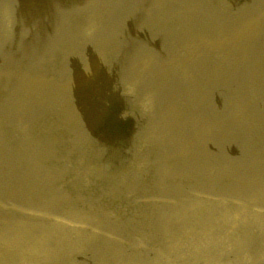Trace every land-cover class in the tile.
Segmentation results:
<instances>
[{
	"label": "rangeland",
	"instance_id": "obj_1",
	"mask_svg": "<svg viewBox=\"0 0 264 264\" xmlns=\"http://www.w3.org/2000/svg\"><path fill=\"white\" fill-rule=\"evenodd\" d=\"M23 1H25V2H23ZM27 1H29L30 3ZM27 1L26 0H0V89H1L0 90V100H1L0 101V142H1L0 143V149L2 150V151L0 150V180H1L0 181V224H1L0 231H2V232H0V264L1 263L2 264H4V263L5 264H16V263L17 264H27V263L28 264H40V263H42V264H60V263L61 264H87L88 262H89L88 264H91V263L92 264H97V263L98 264H111V263L114 264L113 263L114 261H115V264H132V263L138 264L139 262H140V264H145V263H147V264H152V263L153 264H157V263L163 264L162 261L167 256H169V257H167L168 259H172L173 261H182L183 264H188L187 261H188L189 257L194 258V259H192V263H194V264H207V263L208 264H211V263L222 264V261H223V264H225V263L231 264L233 262H235L234 264H238V262H239V264H242V262L243 263L249 262V264H252V262L254 264H260V262H264V260H263L264 259V235H263L264 234V224H263L264 223L263 222L264 221V217H263L264 216V197L262 196V195H264L263 194L264 193V63H263L264 62V23H263L264 22V14H262V13H264V0H244L245 2L247 1V4L243 0H240V1H238V0H212V1L211 0H196V1L195 0H189V2H188V0H184V2L182 3L183 6L179 4L180 0H149V1L148 0L147 1L146 0H140L142 3H140L139 0L138 1L137 0H133V1L132 0H128V1L127 0H122V1L121 0H114V1L113 0H107V1L103 0L104 3L101 0H95L96 2L93 0L92 1H90V0H63L62 2H61V0H54V1L53 0H38L39 2L37 0L36 1L32 0V2H31V0H27ZM215 1H216V3H215ZM226 1L229 3L227 4ZM241 1L244 3V5ZM16 2L18 4H16ZM50 2H52V3H50ZM106 2L110 6L109 5H107L108 7L105 6ZM114 2H116V3H114ZM117 2H119V3H117ZM120 2H121V5H120ZM131 2H132V4H131ZM133 2H134V4H133ZM195 2H196V5H195ZM213 2H214V4H213L214 6L212 5ZM102 3L104 6L102 5ZM124 3H125V5H124ZM52 4H53V6H52ZM111 4H113V5H111ZM151 4H153V5L151 6ZM186 4H187V6H186ZM193 4H194V6H193ZM199 4L202 6H198ZM221 4H224V5H221ZM253 4L255 6H253ZM19 5H20V9L17 8ZM47 5H49V7ZM208 5H209V7H208ZM216 5H217V7H216ZM236 5L239 8L241 7L240 10L238 9V7ZM250 5H252V6H250ZM21 6H24V7H21ZM25 6L27 8H25ZM44 6H45V8H44ZM190 6H193V7H190ZM33 7H34V9H33ZM46 7L49 8L50 10L51 9H53V10L50 11ZM104 7H105V9H104ZM198 7H199V9L197 10ZM21 8H23V9H21ZM37 8H38V10H37ZM120 8H122V9H120ZM124 8H127V9H125L126 11L124 10ZM129 8H131V9H129ZM202 8H203V10H202ZM208 8L210 11L208 10ZM230 8H232V9H230ZM248 8L251 10H253V8H254V11L251 12V10H249ZM257 8L259 10H257ZM17 9H18V11H16ZM152 9H153V11H152ZM204 9H205V11H204ZM236 9H238V11ZM44 10H45V12H44ZM133 10H134V12H133ZM244 10H246V11H244ZM122 11H124V12H122ZM202 11H204L208 14H206ZM239 11H241L240 14H239ZM248 11H250L251 14L248 13ZM118 12H119V14H118ZM121 12L124 15H122ZM192 12H193V14H192ZM143 13H145V14H143ZM147 13H148V15H147ZM152 13H154V14H152ZM210 13H212V14L210 15ZM234 13H237V15H235ZM247 13H248V17H247ZM257 13H258V15H256ZM14 14L16 16L19 15L21 17H19V16L16 17ZM130 14L133 17H130L131 16ZM149 14H152V15H149ZM183 14H184V17H183ZM232 14H234L235 17ZM39 15L41 18L39 17ZM99 15H100V17H99ZM125 15H126V17H125ZM195 15H199V16H195ZM224 15H228V16L226 17ZM127 16H128V18H127ZM200 16H201V18H200ZM256 16H258V17H256ZM115 17H117V18H115ZM122 17H123V19H122ZM135 17H137V18H135ZM148 17L151 19L149 20ZM213 17L214 18L216 17L217 21ZM233 17L235 18V20L232 19ZM239 17H241L242 21L240 20ZM251 17H254V18H251ZM108 18H111L110 22H109ZM139 18H141V19H139ZM143 18H144V20H143ZM180 18H181V20H180ZM193 18H194V20H193ZM212 18H213V20H212ZM228 18H230V20ZM44 19H45V21H44ZM115 19H116V21H115ZM172 19H174L173 21L175 23L173 21H171ZM202 19L204 22L202 21ZM218 19H220V20H218ZM224 19H226V21ZM96 20H98V21H96ZM104 20H105L104 25H101V24H103L102 21H104ZM111 20H112V22H111ZM249 20L255 21L253 26L250 25ZM24 21H26V22L24 23ZM94 21L96 22V24ZM118 21H119L120 25H119ZM178 21L181 22V24ZM219 21H221V22H219ZM227 21H230L233 24L230 22L227 23ZM234 21H237L238 23H236ZM247 21H248V23L247 24L245 23L246 25L249 24L248 29H246L247 32H245L243 29V31L241 33H235L236 28L240 29V27L242 26V23L247 22ZM147 22H149V23H147ZM154 22L156 25L155 26V32L158 35H156L154 32V26H153ZM158 22L159 23L161 22V24L158 25ZM166 22H167V24H166ZM176 22H177V24H176ZM217 22L220 23V26H219V23H217ZM239 22H241V23H239ZM141 23H142V25H141ZM173 23H174V28H173ZM211 23H213V24H211ZM229 23L231 25L228 26ZM129 24H131L132 28L130 27ZM150 24L152 25V27ZM170 24L172 25V27ZM204 24H207V25L204 26ZM209 24H210V26H209ZM113 25H115L116 27ZM146 25L149 26V28ZM167 25L168 26L170 25V26L168 27ZM192 25H193V29H192ZM196 25H198V26L196 27ZM224 25H226V26H224ZM22 26L23 27L25 26V27L23 28ZM143 26L144 27L146 26L145 28H148V29L145 30L143 28ZM162 26H164V27H162ZM199 26H202V28ZM119 27H121L122 29L120 30ZM123 27H124V29H123ZM223 27H225V29ZM42 28H44V29H42ZM45 28H46L47 32L45 31ZM117 28H119V30H117ZM160 28H161V30H160ZM162 28L166 30V33L164 32L165 30L162 31L163 30ZM189 28H191L192 30ZM216 28H218V29H216ZM47 29H49V30H47ZM125 29H127V31ZM128 29H129V31H128ZM143 29L145 32L143 31ZM149 29H153V31L149 30ZM175 29H176V31H175ZM201 29H203L204 31H202ZM209 29H210V31H209ZM232 29H234V30H232ZM104 30L106 31V33L108 31V33H107L108 35L106 33H103V32H105ZM140 30H141V32H140ZM34 31H35V33H34ZM97 31H100L99 32L100 35L98 34ZM101 31H102V33H101ZM125 31L127 32V34L125 33ZM142 31H143V33H142ZM199 31H201V33ZM206 31H207V34H206ZM219 31L223 32L222 36L225 35V33L226 34L228 33V34L224 39H222L221 43L217 44V42H216L217 36L216 35L218 34ZM40 32L42 35L40 34ZM43 32H44V34H43ZM130 32H131V34H130ZM147 32H148V34L152 33V35L150 34L151 36L148 35L146 37ZM69 33L71 36L69 35ZM194 33H196V35ZM249 33H251V34H249ZM51 34H54L53 36H55V37H53ZM102 34H104V35H102ZM138 34L140 36H137ZM175 34H178V35H175ZM202 34H204V35H202ZM44 35H45V37L47 35V37L45 39H44ZM60 35H62V37H60ZM81 35H83V36L81 37ZM97 35L99 38H96ZM111 35H113V36H111ZM115 35L119 36V38L116 39ZM141 35H143V36H141ZM173 35H174V37H176V36L177 37L174 38ZM183 35H185V36H183ZM229 35L232 38H230ZM29 36H31V37H29ZM56 36L57 37L59 36V37L57 38ZM67 36H69V37H67ZM120 36L123 38H121ZM128 36H129V39H128ZM162 36H163V39L161 38ZM105 37L106 38L108 37V38L106 39ZM124 37H125V40H123ZM130 37H131V41H130ZM148 37H150V40ZM170 37H171V39H170ZM189 37H190V39H189ZM100 38L102 39L101 41H100ZM135 38H137L136 41H135ZM182 38L184 39V41ZM49 39H50V41H49ZM82 39H83V41H82ZM104 39H106V40H104ZM108 39L110 40L109 42H108ZM141 39L142 40L145 39V40L142 41ZM193 39H195V40H193ZM238 39H239V41H238ZM92 40H93V43L90 42ZM94 40H97V41L95 42ZM146 40H148L150 44H148L147 43L148 41H146ZM156 40L158 41V43ZM241 40H243V41H241ZM48 41H49V43H48ZM52 41H54V42H52ZM70 41H71V43H70ZM74 41L75 42L77 41V42L74 43ZM80 41H82V42H80ZM84 41H86V42L89 41V42H87L88 45L86 43H84ZM102 41L105 44H103ZM116 41H117V43H116ZM134 42H136L135 45H134ZM164 42H166V43H164ZM169 42H171V43H169ZM172 42H173V44H172ZM212 42H213V44H212ZM231 42H232V44H231ZM39 43H41V44H39ZM50 43H52V46ZM56 43L60 44V45L57 46ZM77 43L80 44L81 48ZM118 43H119V45L122 43L121 46H119ZM174 43H176V45H178L177 47L179 50L177 49V47H175L176 45ZM201 43H202V45H201ZM49 44L51 46V49L49 48ZM55 44H56V46L53 47V45H55ZM62 44H64V45H62ZM72 44L73 45L75 44L77 48H74V46L71 47ZM108 44H109V46H108ZM136 44L142 45V46H138L139 50L137 49L138 47L136 48ZM154 44H155V46H154ZM160 44H161V46H160ZM38 45H40L41 48H39ZM65 45L66 46L70 45V46H68L69 48L68 47L66 48ZM92 45H97V46L95 47ZM129 45H130V47H129ZM144 45L145 46L147 45V46L145 47ZM165 45H166V47H165ZM116 46H118V47H116ZM167 46L169 48H167ZM83 47H85V49H83ZM98 47H100V48L98 49ZM153 47H155V48H153ZM52 48H53V50H52ZM63 48H65V49H63ZM128 48H131V49H128ZM143 48L148 49L150 54L146 49H145L146 50L145 51ZM194 48H195V50H194ZM27 49L34 52V54L32 52L28 51ZM81 49H83V51H81ZM185 49H186V51H185ZM191 49H192V51H191ZM37 50H39V51H37ZM56 50H58V51H56ZM88 50H90V51H88ZM114 50H116V51H114ZM119 50H122V54H121V51H119ZM129 50H132V51H129ZM152 50H154V51L156 50V52L159 50L160 51L158 53H155ZM164 50H165V52H164ZM176 50H178V51H176ZM233 50L234 51L236 50V51L234 52ZM16 51H17V53H16ZM53 51H54V53L56 51V53H55L57 55L56 57H55V54L53 53ZM59 51L60 52L62 51V52L60 53ZM103 51H106V52H103ZM141 51H143L145 53H143ZM151 51L154 52L156 55L154 53L152 54ZM223 51H225V52H223ZM25 52H27V53L25 54ZM42 52H43V54H42ZM65 52H66V54H64ZM85 52L86 53L88 52V53L86 54ZM89 52H90V54H89ZM119 52H120V54H119ZM129 52H130V55L128 56L127 54ZM135 52H136V55H138V56L134 55ZM139 52H141V53H139ZM162 52H164L165 55H163L164 53H162ZM175 52H177V53H175ZM182 52H184V53H182ZM197 52H198V54H197ZM244 52H246V53H244ZM29 53H31V54H29ZM58 53L61 54V57H59L60 55ZM82 53H84V54H82ZM115 53H116V55H115ZM166 53H168V54H166ZM16 54H17V56H15ZM49 54H50V56L52 55L51 58H50ZM75 54H77V55H75ZM110 54L112 56H114V58ZM123 54H125V55H123ZM201 54H202V56H201ZM224 54H225V56H224ZM26 55L28 56V58ZM39 55H40V57H39ZM62 55H64L67 58L64 59L65 57ZM82 55L84 57H82ZM119 55H120V57H119ZM195 55H196V57H195ZM14 56L16 58H14ZM70 56H72V57L70 58ZM74 56H76V57H74ZM130 56H132L131 60L130 59L128 60V58ZM165 56H167V58ZM220 56H221V58H220ZM227 56H228V58H227ZM35 57H36V59H35ZM57 57H59V58H57ZM110 57L113 59H111ZM115 57H117V58H115ZM126 57H128V58H126ZM161 57H163V59ZM33 58L35 59L34 61H33ZM139 58H141V60ZM174 58H176V59H174ZM261 58H262V60H261ZM1 59L4 61H2ZM46 59H48V60H46ZM56 59L59 62H57ZM60 59H61V61H60ZM71 59H73V60L75 59L74 62ZM86 59H88V60H86ZM120 59H121V61H120ZM124 59L126 60V62ZM133 59H134V61L132 63ZM159 59H160V62H156V61H159ZM209 59H211L212 61ZM218 59H220V60H218ZM19 60H20V62L21 61H23V62L20 63ZM62 60H64V61H62ZM165 60H167V61H165ZM196 60H198V61H196ZM222 60H223V62H222ZM15 61H18V63ZM51 61H53V62H51ZM218 61H221V62H218ZM226 61L227 62L230 61V62L227 63ZM245 61L247 63H245ZM45 62H46V64H44ZM49 63H51V65ZM69 63L70 64L72 63V64L70 65ZM107 63L109 65H107ZM114 63H116L117 65ZM214 63H215V65H214ZM241 63H243L244 65ZM54 64L57 66H59V65L60 66L56 67ZM73 64H74V66H73ZM104 64H105V66H103ZM120 64H121V66H120ZM218 64H220V66ZM1 65H4V66H1ZM22 65H23V67H21ZM53 65H54V67H53ZM68 65H69V68H68ZM75 65L79 66V67L76 68ZM106 65L108 66V70L110 72L106 69L107 68ZM122 65H124V67H122ZM172 65L175 67H173ZM35 66H36V68H35ZM51 66L54 69H51ZM65 66H66V68H65ZM88 66L91 68H89ZM112 66L114 67V69ZM202 66H205L206 68L202 67ZM260 66H261V68H260ZM44 67H50V69L45 68V70H44ZM60 67H64V69H62ZM234 67H235V69H234ZM78 68H79V70H78ZM122 68L127 70V71L123 70ZM223 68H225V69H223ZM251 68H253L254 70L253 69L251 70ZM258 68H259V70H258ZM26 69H28V70H26ZM31 69H32V71H30ZM57 69L59 71H57ZM70 69H71V72L69 71ZM88 69H90V70H88ZM97 69H99V70H97ZM102 69H103V71L106 69L105 70L106 72H103ZM110 69H112V70H110ZM215 69H217V70L215 71ZM248 69H249V72H248ZM34 70H36V71H34ZM111 71H113V72H111ZM165 71H167V72H165ZM207 71H209V73ZM26 72H27V74H26ZM36 72H37V74H36ZM38 72H40V73H38ZM50 72H52V73H50ZM62 72L65 75L61 74ZM72 72L75 73L76 75L73 74ZM99 72H100V74H99ZM123 72H124V74H123ZM127 72H129V73H127ZM180 72H182V73L180 74ZM58 73H60L61 75ZM107 73H108V75H107ZM165 73H167V74H165ZM216 73H218V74H216ZM28 74H30V75H28ZM39 74L41 76L37 77V75H39ZM44 74H45V76H44ZM98 74L99 75L102 74V75L98 77ZM120 74H121V76H120ZM175 74H178V76ZM83 75H84V77H83ZM193 75H195V76H193ZM69 76L70 77L72 76L71 79ZM128 76L130 77V79H128L129 78ZM171 76H173V77H171ZM207 76H208V80H207ZM29 77H30V79H29ZM55 77H57V79ZM67 77H69V79H67ZM138 77H139V80H138ZM168 77H170V79H168ZM180 77H182V78H180ZM214 77L216 78L215 80H214ZM38 78H39V80H38ZM86 78H87V80H86ZM93 78H95V79L93 80ZM135 78H136V80H135ZM194 78H195V80H194ZM223 78H226V80H224ZM240 78H241V80H240ZM252 78H254V79H252ZM12 79H13V82H12ZM98 79H100V80H98ZM180 79H181V81H183V82L185 81V82L184 83L180 82ZM232 79H233V81H232ZM69 80H71V81H69ZM95 80L99 83L95 84L96 83ZM147 80L149 81L148 82L149 86L147 85ZM170 80H171V82H170ZM72 81H73V83H72ZM90 81H91V83H90ZM187 81H188V83H187ZM256 81H258L257 82L258 84L256 83ZM20 82H21V84H19ZM50 82H52V83H50ZM53 82L56 85H54ZM105 82H108V83L106 84ZM195 82L197 84L196 86H195ZM92 83H94V84L92 85ZM181 83H183V84H181ZM50 84H52V86ZM68 84H69V86H68ZM104 84H105V86H104ZM164 84H165V86H164ZM204 84H207V85L205 86ZM227 84H229V85H227ZM175 85H178V86H175ZM33 86H36L38 88L33 87ZM40 86H41V88H40ZM161 86H163V87H161ZM179 86H180V89H179ZM239 86H240V88H239ZM46 87H48V89H45ZM54 87H55V90H54ZM61 88H62V90H61ZM235 88L237 90H235ZM76 89H78V90H76ZM162 89H163V92H162ZM242 89H244V90H242ZM52 90L54 91L53 94H51ZM90 90H92V91H90ZM156 90H157V92H156ZM84 91L86 93H84ZM178 91H180V92L178 93ZM89 92H91V93L89 94ZM73 93H74V95H73ZM79 93H81L82 96ZM22 94H24V95H22ZM30 95H31V97H30ZM55 95L57 97H55ZM83 95H85V96L83 97ZM174 95L175 96L177 95V96L174 97ZM77 96H79V98ZM65 97H66V99H65ZM86 97H87V99H86ZM4 98L5 99L8 98V99L4 100ZM47 98H49V99H47ZM176 98H178V99H176ZM167 99H169V101ZM153 100L155 103L153 102ZM22 101H23V103H22ZM52 101L55 102V104H53V103L51 104ZM80 101H82V102H80ZM85 101H87V103ZM161 101H164V102H161ZM165 101H166V103H165ZM29 102H31V103H29ZM42 102H44V103H42ZM168 103H169V105H168ZM53 106H55V107L53 108ZM177 107H178V109H177ZM30 108H32V109L30 110ZM159 108L161 110H159ZM165 110H166V112H165ZM167 113H169V114H167ZM2 114H4V115H2ZM153 114H154V116H153ZM155 116H157L159 118H157ZM249 116H250V118H249ZM182 117H185V118H182ZM190 117H191V119H190ZM172 118H174V119H172ZM178 118H179V120H178ZM240 118L242 121L240 120ZM2 119H3V121H2ZM1 121H2V123H1ZM9 121H10V123H9ZM251 121H253V123ZM83 122H85V123H83ZM207 122H208V124H207ZM213 125L216 126V128ZM89 126H91V127L94 126L93 128H91L92 129L91 135L88 134ZM248 127H250V128H248ZM166 128L169 130H167ZM171 129H173V131ZM205 129H206V131H205ZM247 129H249V130L247 131ZM164 131L166 132L165 134H164ZM227 131H228V133H227ZM84 132H86V133H84ZM105 132H107V133H105ZM233 132H234V134H233ZM176 133H178V134L175 135ZM243 133H245V134H243ZM82 134L83 135L85 134V135L83 136ZM172 135H174V136H172ZM204 135L206 136V138ZM174 137H176V138H174ZM226 137L229 140H227ZM223 138H224V140H223ZM1 140H3V141H1ZM207 146H209V147H207ZM198 148H200V149H198ZM95 149H96V152L94 151ZM111 149H113V151H111ZM177 152H178V155H177ZM38 154H40V157ZM41 154H42V156H41ZM92 154H94V156L91 157ZM168 154H170V155H168ZM196 154H198V155H196ZM97 155H99V156H97ZM93 157H94V159L98 158V160L97 159L93 160ZM199 157L202 159H200ZM11 161H12V163H11ZM178 161H180V162H178ZM42 162L43 163L45 162V164L43 165ZM53 162H54V165H53ZM90 162H92V163H90ZM204 162H206V163H204ZM85 163L87 165H85ZM93 164L96 166H94ZM97 164H100L101 166L97 165ZM188 164H190V165H188ZM176 165H177V167H176ZM210 165H211V167H210ZM218 166H220V167H218ZM94 167H95V169H94ZM237 168H239V169H237ZM49 169H50V171H49ZM162 169H163V171H162ZM209 169H210V171H209ZM231 169H233V170H231ZM81 171H82V173H81ZM83 171H84V173H83ZM164 171H166V173ZM205 171H206V173H205ZM245 171H248V172H245ZM197 172L199 175L197 174ZM241 172L243 175L241 174ZM149 174L150 175L152 174L151 175L152 177L149 176ZM167 174H169V175H167ZM200 174L202 175V177ZM9 175H11L12 178ZM41 175H43V176H41ZM178 176H179V178H177ZM197 176H199V178H197ZM206 176H208V177H206ZM7 177H8V179H7ZM162 177H163V179H162ZM172 177H173V179H172ZM200 177H201V179H200ZM210 177H212V178H210ZM224 177H225V180H224ZM57 178H58V180H57ZM44 179H46V180H44ZM91 179H93V180H91ZM154 179H156V180H154ZM184 179H185V182H184ZM53 180H54V182H53ZM51 181H52V184H51ZM57 181H58V183H57ZM201 181L203 183H200ZM207 181H209V182H207ZM240 181H242V182H240ZM36 182H38V183H36ZM233 182H234V184H233ZM54 183H55V185H54ZM192 183H194V184H192ZM241 183H242V185H241ZM92 184H93V186H92ZM191 184H192V187H190ZM215 184H217L218 187ZM222 184H224V185H222ZM18 185H19V187H18ZM95 185H97V186L95 187ZM16 186H17V188H16ZM241 186H243V188ZM181 187H182V189H181ZM178 188H179V190H178ZM184 188H185V190H184ZM157 189H159V191ZM165 189H166V191H165ZM190 189L192 191H191V193L188 194L187 192H190ZM206 189H207V191H206ZM252 189H253L254 193H253V191H251ZM91 190H93V193ZM141 190H142V192H141ZM218 190H220V191H218ZM94 191H96V192L94 193ZM158 192H160V193L157 194ZM7 193H9V194H7ZM30 193H32V194L30 195ZM90 193L93 196L90 195ZM143 193H145V195ZM154 193L156 196L154 195ZM222 193L224 194V196ZM243 193H245V194H243ZM252 193L254 194L255 197L253 196ZM10 194H12V195H10ZM13 194H15V195H13ZM96 194H98V195L101 194V196L100 195L98 196ZM136 194H137V196H136ZM148 194L150 197L148 196ZM206 194H207V196H206ZM209 194H210V196H208ZM5 195H6V197H5ZM113 195H115V198L117 196V199H119L118 203H117V200L114 199L115 200L114 202H116V204L113 202V198H114ZM183 195H185V196H183ZM200 195H201V197H200ZM3 196H4V198H3ZM118 196H120V198H118ZM251 196H253V197H251ZM260 196H262L263 198ZM60 197H61V199H60ZM99 197H102L101 198L102 201ZM104 197H105V199H104ZM138 197H140V198H138ZM219 197H221V198H219ZM65 198H66V200H65ZM68 198H69V200H68ZM179 198H180V200H179ZM241 198H242V200H241ZM90 199H91V202H93L92 204H90ZM99 199H100V202L98 201ZM110 199H112V200H110ZM206 199H208V201ZM210 199L212 201H210ZM21 200H22V202H19ZM246 200H247V202H246ZM48 201H49V203H48ZM77 201H78V203H77ZM103 201H105V202H103ZM146 201L149 203L146 204ZM160 201H161V203H160ZM54 202H56V203H54ZM111 202H113V203H111ZM156 202L159 205L156 204ZM253 202L255 205L253 204ZM14 203H16V204H14ZM164 203L166 205H164ZM182 203H186V204H182ZM88 204H90L91 206ZM144 204H146L147 207ZM153 204H155V205H153ZM176 204L178 206L180 204V207H178ZM194 204H196V205H194ZM197 204H198V206H197ZM247 204L249 206H247ZM73 205H74V208H73ZM111 205H112L113 209L110 207ZM131 205L133 207L132 209L130 208ZM140 205H142V207ZM155 206H157L159 208H156ZM167 206H169L170 208ZM171 206H173V207H171ZM208 206H209V208H208ZM232 206H233V208H232ZM250 206H251V208H250ZM18 207H19V209H18ZM55 207L57 208V210H55L56 209ZM95 207H97L98 209H96ZM107 207H108V209H107ZM139 207L143 208V210L140 209ZM22 208H24V209H22ZM163 208L164 209L166 208L167 210L164 211ZM184 208H185V210H184ZM187 208H189V209H187ZM71 209H72V211H71ZM86 209H87V211H85ZM147 209H149V210L151 209V210L149 212H147L148 211ZM177 209L181 210L182 212L177 210ZM242 209H243V211H242ZM244 209H245V212H244ZM30 210H32V211H30ZM80 211H81V213H80ZM183 211H184V213H183ZM234 211H235V213H234ZM47 212H48V214H46ZM83 212H84V214H83ZM151 212H153V214H151ZM168 212H170V213L167 214ZM176 212H177V214H176ZM192 212L193 213L195 212V213L193 214ZM198 212H199V214H198ZM204 212H205V215H204L205 217L203 216ZM228 212H229V214H228ZM241 212L243 213V215ZM262 212H263V214H262ZM78 213H80V215ZM134 213H135V215H134ZM163 213H164V215H163ZM219 213H221V214H219ZM148 214L151 215L152 218ZM178 214H180V217ZM182 214H184L185 216ZM260 214H261V216H260ZM1 215H2V217H1ZM17 215H18V217H17ZM72 215H73V217H72ZM75 215H77V216H75ZM83 215H86V216H83ZM105 215H106V217H105ZM131 215H133V216H131ZM25 216H26V218H24ZM87 216L89 217V219ZM94 216L95 217L97 216L98 219H97V217L94 218ZM107 216H108V218H107ZM154 216H155V218H154ZM160 216H162V217H160ZM188 216H190V217H188ZM9 217H11V218H9ZM57 217H59V218H57ZM157 217L160 219V221ZM194 217H196V218H194ZM242 217H244L243 219L245 221H243ZM101 218L103 221L101 220ZM110 218H111V220H110ZM170 218H173V219H170ZM176 218H177V220H176ZM2 219H4V221ZM152 219H153V221H151ZM89 220H91V222H89ZM124 220H125V222H127V223H125V225L123 223ZM162 220H164V221H162ZM172 220H174L175 222ZM180 220H182V222H180ZM189 220H190V223H189ZM200 220H202V221H200ZM204 220H205V222H204ZM7 221H8V223H6ZM108 221L111 222V226H110V222H108ZM128 221H129V224L132 223L133 225L131 224L129 226ZM146 221H148V222H146ZM150 221H151V223H150ZM154 221L156 222V224ZM241 221L244 222V224ZM259 221H262V222H259ZM145 222L147 223V225H145L146 224ZM160 222H161V224H160ZM255 222L260 223V224H256ZM166 223H167V226H165ZM168 223H169V225H168ZM187 223H188V225H187ZM153 224H155V225L153 226ZM185 224H186V229H185ZM13 225L15 228L13 227ZM80 225H81V227H80ZM91 225H92V227H91ZM150 225H151V228H150ZM70 226H71V228H70ZM89 226L91 229L89 228ZM168 226H170V228ZM1 227H2V230H1ZM83 227H84V229H83ZM120 227H124V229L120 228ZM126 227L130 230H128ZM146 227H147V229H145ZM164 227H165V229H164ZM103 228H104V230H103ZM167 228H168V232H167ZM189 228H190V230H189ZM200 228H201V231H200ZM37 229H38V231H37ZM115 229H117V230L115 231ZM141 229H144V231ZM152 229H155V230H152ZM35 231H37V232H35ZM50 231H52V232H50ZM67 231H68V233H67ZM119 231L122 234V236H121V234L116 233ZM172 231H174V232H172ZM249 232H251V233H249ZM41 233H42V235H41ZM43 233H44V235H43ZM82 233H84V234H82ZM90 233L91 234L93 233V235H91ZM99 233H101V234H99ZM118 234L120 235V237ZM31 235H33V236H31ZM54 235H56V236H54ZM61 235H62V237H61ZM111 235H112V237H111ZM113 235H114V237H113ZM173 235H174V237H173ZM257 235H259V236H257ZM79 236L81 238L82 237L83 238L81 239ZM86 236H88V237H86ZM205 236H207V237H205ZM14 237H15V239H14ZM115 237L117 240L115 239ZM171 237H172V239H171ZM196 237L198 239H196ZM199 237H201V238H199ZM105 238L107 240H105ZM80 239H81V241H80ZM168 239H170V240L168 241ZM87 240H89V241H87ZM74 241H76V242H74ZM84 241L86 242V244L84 243ZM62 242L63 243L65 242L64 245ZM171 242H172V244H171ZM58 243H60V245ZM89 243H90V245H89ZM183 243H185V245H183ZM192 243H195V244H192ZM208 243H210V244L208 245ZM9 244H11V245H9ZM102 244H103V246H102ZM230 244H232V245H230ZM117 245L119 247H117ZM172 245H173V247H172ZM204 245H206V246H204ZM245 245L247 246V248L245 247ZM186 246L189 247V249ZM192 246H194V247H192ZM207 246H210V247H207ZM223 246H225V247H223ZM103 247H106L107 250H106V248H103ZM202 247H205V248H202ZM212 247H213V250H212ZM222 247L224 249H222ZM232 247H234V248L232 249ZM241 247H244V248L242 249ZM97 248H99V249H97ZM176 248H178V249L176 250ZM217 248H219V249H217ZM254 248H256L257 250ZM108 249H110V250H108ZM234 249H236V250H234ZM246 249H247V251H245ZM32 250H33V252H32ZM77 250H79V252ZM178 250H179L180 254H177ZM220 250H222V251H220ZM248 250H249V253H248ZM99 251H100V254H99ZM117 251H119V252H117ZM203 251H204V253H203ZM235 251H236V253H235ZM237 251L239 254L237 253ZM256 251H258V252H256ZM80 252H82V253H80ZM109 252H111V253L109 254ZM8 253H9V255H8ZM34 253H36V254H34ZM197 253H199V255ZM206 253H208V254H206ZM241 253H243V254H241ZM254 253H255V255H254ZM228 254H231V255H228ZM249 254H251V256ZM32 255H33V257H32ZM34 255H35V257H34ZM75 255H77V256H75ZM175 255H176V257H175ZM23 256H24V258H23ZM103 256L104 257L106 256V257L103 258ZM187 256H189V257H187ZM205 256H207V258ZM211 256H213V257H211ZM7 257H9V258H7ZM150 257H151V259L147 260ZM215 257L218 259L214 260ZM219 257L221 259H219ZM223 257H224L225 261L223 260ZM245 257H247V258H245ZM41 258H43L44 260ZM7 259H8V262H7ZM64 259H66V260H64ZM255 259H257V260H255ZM102 260H105V261H102ZM194 260H196V261H194ZM198 260H200V261H198ZM151 261H153V262H151ZM159 261H161V262H159ZM184 261H185V263H184ZM175 264H180V263H175Z\"/></svg>",
	"mask_w": 264,
	"mask_h": 264
},
{
	"label": "bare ground",
	"instance_id": "obj_2",
	"mask_svg": "<svg viewBox=\"0 0 264 264\" xmlns=\"http://www.w3.org/2000/svg\"><path fill=\"white\" fill-rule=\"evenodd\" d=\"M26 1H27V0H26ZM34 1H36V0H34ZM37 1H38V0H37ZM53 1H54V0H53ZM62 1H63V0H61V2H62ZM90 1H92V0H90ZM93 1H95V0H93ZM101 1L103 2V0H101ZM106 1H107V0H106ZM113 1H114V0H113ZM121 1H122V0H121ZM127 1H128V0H127ZM132 1H133V0H132ZM137 1H138V0H137ZM139 1H140V0H139ZM146 1H147V0H146ZM148 1H149V0H148ZM195 1H196V0H195ZM211 1H212V0H211ZM238 1H240V0H238ZM243 1H244V0H243ZM23 2H25V1H23ZM27 2H29V1H27ZM31 2H32V0H31ZM38 2H39V1H38ZM58 2H59V1H58ZM66 2H67V1H66ZM95 2H96V1H95ZM99 2H100V1H99ZM109 2H110V1H109ZM183 2H184V0H180V1H179V4L182 5ZM188 2H189V0H188ZM209 2H210V1H209ZM221 2H222V1H221ZM226 2H227V1H226ZM226 2H225V3H226ZM235 2H236V1H235ZM241 2H242V1H241ZM244 2H245V1H244ZM29 3H30V2H29ZM45 3H46V2H45ZM50 3H52V2H50ZM50 3H49V4H50ZM55 3H56V2H55ZM68 3H69V2H68ZM100 3H101V2H100ZM103 3H104V2H103ZM103 3H102V5H103ZM114 3H116V2H114ZM117 3H119V2H117ZM129 3H130V2H129ZM135 3H136V2H135ZM140 3H142V2L140 1ZM145 3H146V2H145ZM193 3H194V2H193ZM207 3H208V2H207ZM215 3H216V1H215ZM222 3H223V2H222ZM225 3H224V4H225ZM228 3H229V2H227V4H228ZM230 3H231V2H230ZM242 3H243V2H242ZM245 3L247 4V1H246ZM250 3H251V2H250ZM14 4H15V3H14ZM16 4H18V3L16 2ZM16 4H15V5H16ZM26 4H27V3H26ZM39 4H40V3H39ZM59 4H60V3H59ZM105 4H106L105 6L109 5V4H107V2H106ZM131 4H132V2H131ZM133 4H134V2H133ZM138 4H139V3H138ZM213 4H214V2L212 3V5H213ZM224 4H221V5H224ZM233 4H234V3H233ZM235 4H236V3H235ZM248 4H249V3H248ZM21 5H22V4H21ZM32 5H33V4H32ZM50 5H51V4H50ZM64 5H65V4H64ZM67 5H68V4H67ZM75 5H76V4H75ZM111 5H113V4H111ZM116 5H117V4H116ZM116 5H115V6H116ZM120 5H121V2H120ZM124 5H125V3H124ZM144 5H145V4H144ZM152 5H153V4H151V6H152ZM195 5H196V2H195ZM205 5H206V4H205ZM217 5H218V4H217ZM217 5H216V7H217ZM243 5H244V3H243ZM41 6H42V5H41ZM47 6L49 7V5H47ZM52 6H53V4H52ZM65 6H66V5H65ZM103 6H104V5H103ZM109 6H110V5H109ZM182 6H183V5H182ZM186 6H187V4H186ZM193 6H194V4H193ZM193 6H190V7H193ZM198 6H202V5L199 4ZM213 6H214V5H213ZM218 6H219V5H218ZM236 6H237V5H236ZM250 6H252V5H250ZM253 6H255V5L253 4ZM21 7H24V6H21ZM29 7H30V6H29ZM62 7H63V6H62ZM107 7H108V6H107ZM107 7H106V8H107ZM111 7H112V6H111ZM135 7H136V6H135ZM138 7H139V6H138ZM146 7H147V6H146ZM180 7H181V6H180ZM208 7H209V5H208ZM226 7H227V6H226ZM237 7H238V6H237ZM17 8L20 9V5H19ZM25 8H27V7L25 6ZM44 8H45V6H44ZM46 8H47V7H46ZM66 8H67V7H66ZM109 8H110V7H109ZM122 8H123V7H122ZM122 8H120V9H122ZM188 8H189V7H188ZM212 8H213V7H212ZM212 8H211V9H212ZM240 8H241V7H240ZM240 8L238 7L239 10H240ZM242 8H243V7H242ZM13 9H14V8H13ZM21 9H23V8H21ZM33 9H34V7H33ZM33 9H32V10H33ZM47 9H49V8H47ZM57 9H58V8H57ZM104 9H105V7H104ZM125 9H127V8H124V10H125ZM129 9H131V8H129ZM132 9H133V8H132ZM183 9H184V8H183ZM194 9H195V8H194ZM198 9H199V7L197 8V10H198ZM205 9H206V8H205ZM205 9H204V11H205ZM230 9H232V8H230ZM230 9H229V10H230ZM238 9H236V10L238 11ZM248 9H249V8H248ZM260 9H261V8H260ZM37 10H38V8H37ZM42 10H43V9H42ZM49 10H50V9H49ZM52 10H53V9H51L50 11H52ZM107 10H108V9H107ZM109 10H110V9H109ZM116 10H117V9H116ZM136 10H137V9H136ZM139 10H140V9H139ZM150 10H151V9H150ZM150 10H149V11H150ZM202 10H203V8H202ZM208 10H209V8H208ZM241 10H242V9H241ZM249 10H251V9H249ZM257 10H259V9L257 8ZM16 11H18V9H17ZM20 11H21V10H20ZM25 11H26V10H25ZM125 11H126V10H125ZM140 11H141V10H140ZM152 11H153V9H152ZM189 11H190V10H189ZM195 11H196V10H195ZM200 11H201V10H200ZM204 11H202V12H204ZM209 11H210V10H209ZM244 11H246V10H244ZM252 11H254V8H253V10H251V12H252ZM14 12H15V11H14ZM23 12H24V11H23ZM44 12H45V10H44ZM122 12H124V11H122ZM122 12H121V13H122ZM128 12H129V11H128ZM131 12H132V11H131ZM133 12H134V10H133ZM147 12H148V11H147ZM202 12H201V13H202ZM227 12H228V11H227ZM233 12H234V11H233ZM235 12H236V11H235ZM240 12H241V11H239V14H240ZM42 13H43V12H42ZM114 13H115V12H114ZM125 13H126V12H125ZM195 13H196V12H195ZM204 13H206V12H204ZM229 13H230V12H229ZM237 13H238V12H237ZM237 13H234V14L237 15ZM243 13H244V12H243ZM243 13H242V14H243ZM248 13H250V11H248ZM248 13H247V17H248ZM255 13H256V12H255ZM255 13H254V14H255ZM15 14H16V13H15ZM15 14H14V15H15ZM43 14H44V13H43ZM110 14H111V13H110ZM112 14H113V13H112ZM118 14H119V12H118ZM126 14H127V13H126ZM132 14H133V13H132ZM143 14H145V13H143ZM152 14H154V13H152ZM152 14H149V15H152ZM192 14H193V12H192ZM196 14H197V13H196ZM206 14H208V13H206ZM211 14H212V13H210V15H211ZM234 14H232V15L234 16ZM245 14H246V13H245ZM250 14H251V13H250ZM262 14H264V13H262ZM115 15H116V14H115ZM122 15H124V14L122 13ZM128 15H129V14H128ZM130 15H131V14H130ZM136 15H137V14H136ZM138 15H139V14H138ZM147 15H148V13H147ZM201 15H202V14H201ZM210 15H209V16H210ZM213 15H214V14H213ZM216 15H217V14H216ZM218 15H219V14H218ZM221 15H222V14H221ZM229 15H230V14H229ZM256 15H258V13H257ZM15 16H16V15H15ZM17 16H19V15H17ZM17 16H16V17H17ZM118 16H119V15H118ZM140 16H141V15H140ZM142 16H143V15H142ZM144 16H145V15H144ZM188 16H189V15H188ZM195 16H199V15H195ZM205 16H206V15H205ZM222 16H223V15H222ZM224 16L227 17L228 15H224ZM252 16H253V15H252ZM19 17H21V16H19ZM27 17H28V16H27ZM39 17H40V15H39ZM42 17H43V16H42ZM99 17H100V15H99ZM125 17H126V15H125ZM130 17H133V16L131 15ZM130 17H129V18H130ZM145 17H146V16H145ZM151 17H152V16H151ZM179 17H180V16H179ZM179 17H178V18H179ZM183 17H184V14H183ZM186 17H187V16H186ZM202 17H203V16H202ZM211 17H212V16H211ZM234 17H235V16H234ZM234 17H233L232 19L235 20ZM237 17H238V16H237ZM254 17H255V16H254ZM254 17H251V18H254ZM256 17H258V16H256ZM259 17H260V16H259ZM36 18H37V17H36ZM40 18H41V17H40ZM101 18H102V17H101ZM105 18H106V17H105ZM115 18H117V17H115ZM120 18H121V17H120ZM127 18H128V16H127ZM135 18H137V17H135ZM167 18H168V17H167ZM167 18H166V19H167ZM181 18H182V17H181ZM181 18H180V20H181ZM189 18H190V17H189ZM200 18H201V16H200ZM208 18H209V17H208ZM213 18H214V17H213ZM213 18H212V20H213ZM219 18H220V17H219ZM239 18H240V20H241V17H239ZM239 18H238V19H239ZM244 18H245V17H244ZM262 18H263V17H262ZM18 19H19V18H18ZM38 19H39V18H38ZM108 19H109V22H110V19H111V18H108ZM122 19H123V17H122ZM131 19H132V18H131ZM139 19H141V18H139ZM148 19L150 20L151 18L148 17ZM187 19H188V18H187ZM198 19H199V18H198ZM214 19L216 20V17H215ZM228 19L230 20V18H228ZM248 19H249V18H248ZM259 19H260V18H259ZM28 20H29V19H28ZM105 20H106V19H105ZM105 20L102 21L103 24H101V25H104ZM118 20H119V19H118ZM127 20H128V19H127ZM135 20H136V19H135ZM143 20H144V18H143ZM146 20H147V19H146ZM149 20H148V21H149ZM152 20H153V19H152ZM168 20H169V19H168ZM173 20H174V19H172L171 21H173ZM176 20H177V19H176ZM178 20H179V19H178ZM180 20H179V21H180ZM193 20H194V18H193ZM199 20H200V19H199ZM218 20H220V19H218ZM224 20L226 21V19H224ZM243 20H244V19H243ZM44 21H45V19H44ZM96 21H98V20H96ZM115 21H116V19H115ZM179 21H178V22H179ZM191 21H192V20H191ZM191 21H190V22H191ZM196 21H197V20H196ZM200 21H201V20H200ZM202 21H203V19H202ZM210 21H211V20H210ZM216 21H217V20H216ZM231 21H232V20H231ZM238 21H239V20H238ZM241 21H242V20H241ZM249 21H250V20H249ZM25 22H26V21H24V23H25ZM29 22H30V21H29ZM94 22H95V21H94ZM111 22H112V20H111ZM120 22H121V21H120ZM131 22H132V21H131ZM143 22H144V21H143ZM145 22H146V21H145ZM149 22H150V21H149ZM149 22H147V23H149ZM164 22H165V21H164ZM164 22H163V23H164ZM167 22H168V21H167ZM167 22H166V24H167ZM169 22H170V21H169ZM173 22H174V21H173ZM190 22H189V23H190ZM198 22H199V21H198ZM203 22H204V21H203ZM211 22H212V21H211ZM219 22H221V21H219ZM219 22H217V23H219ZM223 22H224V21H223ZM228 22H230V21H227V23H228ZM234 22L238 23L237 21H234ZM22 23H23V22H22ZM38 23H39V22H38ZM69 23H70V22H69ZM113 23H114V22H113ZM113 23H112V24H113ZM118 23H119V21H118ZM125 23H126V22H125ZM156 23H157V22H156ZM174 23H175V22H174ZM174 23H173V28H174ZM179 23L181 24V22H179ZM186 23H187V22H186ZM189 23H188V24H189ZM205 23H206V22H205ZM209 23H210V22H209ZM213 23H214V22H213ZM213 23H211V24H213ZM225 23H226V22H225ZM225 23H224V24H225ZM230 23H232V22H230ZM230 23L228 24V26L231 25ZM239 23H241V22H239ZM245 23L247 24L248 21H247V22H243V23H242V26L240 27V29H239V28H238V29L236 28L235 33H241V32L243 31V29H244L245 32H247L246 29H248V25H249V24L246 25ZM249 23H250L251 26H253L254 23H255V21L253 20V21H250ZM263 23H264V22H263ZM44 24H45V23H44ZM95 24H96V22H95ZM134 24H135V23H134ZM151 24H152V23H151ZM151 24H150V25H151ZM153 24H154L153 26H154V32H155V26H156V25H155V22H154ZM160 24H161V22H160V23L158 22V25H160ZM168 24H169V23H168ZM176 24H177V22H176ZM193 24H194V23H193ZM199 24H200V23H199ZM232 24H233V23H232ZM260 24H261V23H260ZM37 25H38V24H37ZM39 25H40V24H39ZM119 25H120V23H119ZM122 25H123V24H122ZM129 25H130V27H131V24H129ZM141 25H142V23H141ZM143 25H144V24H143ZM170 25H171V24H170ZM170 25H169V26H170ZM194 25H195V24H194ZM205 25H207V24H204V26H205ZM214 25H215V24H214ZM221 25H222V24H221ZM236 25H237V24H236ZM255 25H256V24H255ZM66 26H67V25H66ZM99 26H100V25H99ZM113 26H115V25H113ZM123 26H124V25H123ZM146 26H147V25H146ZM146 26H145V27H146ZM164 26H165V25H164ZM164 26H162V27H164ZM167 26H168V25H167ZM169 26H168V27H169ZM181 26H182V25H181ZM181 26H180V27H181ZM188 26H189V25H188ZM188 26H187V27H188ZM197 26H198V25H196V27H197ZM209 26H210V24H209ZM219 26H220V23H219ZM224 26H226V25H224ZM239 26H240V25H239ZM22 27H23V26H22ZM24 27H25V26H24ZM24 27H23V28H24ZM40 27H41V26H40ZM40 27H39V28H40ZM44 27H45V26H44ZM103 27H104V26H103ZM106 27H107V26H106ZM109 27H110V26H109ZM115 27H116V26H115ZM115 27H114V28H115ZM138 27H139V26H138ZM145 27L143 26V28H144L145 30L149 28V26H147L148 28H145ZM151 27H152V25H151ZM157 27H158V26H157ZM165 27H166V26H165ZM171 27H172V25H171ZM175 27H176V26H175ZM199 27L202 28V26H199ZM199 27H198V28H199ZM217 27H218V26H217ZM221 27H222V26H221ZM236 27H237V26H236ZM10 28H11V27H10ZM66 28H67V27H66ZM119 28H120V30L122 29L121 27H119ZM119 28H117V30H119ZM131 28H132V27H131ZM176 28H177V27H176ZM185 28H186V27H185ZM204 28H205V27H204ZM206 28H207V27H206ZM208 28H209V27H208ZM212 28H213V27H212ZM223 28L225 29V27H223ZM226 28H227V27H226ZM230 28H231V27H230ZM250 28H251V27H250ZM11 29H12V28H11ZM42 29H44V28H42ZM67 29H68V28H67ZM69 29H70V28H69ZM103 29H104V28H103ZM109 29H110V28H109ZM123 29H124V27H123ZM129 29H130V28H129ZM129 29H128V31H129ZM134 29H135V28H134ZM136 29H137V28H136ZM144 29H143V31H144ZM162 29H163V28H162ZM189 29H191V28H189ZM192 29H193V25H192ZM192 29H191V30H192ZM216 29H218V28H216ZM221 29H222V28H221ZM47 30H49V29H47ZM50 30H51V29H50ZM65 30H66V29H65ZM101 30H102V29H101ZM112 30H113V29H112ZM125 30L127 31V29H125ZM132 30H133V29H132ZM149 30H152V31H153V29H149ZM149 30H148V31H149ZM160 30H161V28H160ZM164 30H165V29H163L162 31H164ZM177 30H178V29H177ZM183 30H184V29H183ZM187 30H188V29H187ZM196 30H197V29H196ZM201 30L204 31L203 29H201ZM205 30H206V29H205ZM222 30H223V29H222ZM232 30H234V29H232ZM38 31H39V30H38ZM42 31H43V30H42ZM42 31H41V32H42ZM45 31H46V28H45ZM70 31H71V30H70ZM104 31H105V30H104ZM126 31H125V33L127 34ZM136 31H137V30H136ZM143 31H142V33H143ZM156 31H157V30H156ZM175 31H176V29H175ZM185 31H186V30H185ZM209 31H210V29H209ZM211 31H212V30H211ZM213 31H214V30H213ZM260 31H261V30H260ZM36 32H37V31H36ZM41 32H40V34H41ZM46 32H47V31H46ZM65 32H66V31H65ZM65 32H64V33H65ZM68 32H69V31H68ZM97 32H98V34H99L100 31H97ZM121 32H122V31H121ZM133 32H134V31H133ZM138 32H139V31H138ZM140 32H141V30H140ZM144 32H145V31H144ZM164 32L166 33V30H165ZM172 32H173V31H172ZM172 32H171V33H172ZM180 32H181V31H180ZM180 32H179V33H180ZM199 32L201 33V31H199ZM225 32H226V31H225ZM233 32H234V31H233ZM248 32H249V31H248ZM34 33H35V31H34ZM52 33H53V32H52ZM70 33H71V32H70ZM70 33H69V35H70ZM101 33H102V31H101ZM103 33H106V31L103 32ZM107 33H108V31H107ZM107 33H106V34H107ZM112 33H113V32H112ZM118 33H119V32H118ZM118 33H117V34H118ZM122 33H123V32H122ZM134 33H135V32H134ZM136 33H137V32H136ZM157 33H158V32H157ZM165 33H164V34H165ZM171 33H170V34H171ZM188 33H189V32H188ZM192 33H193V32H192ZM222 33H223V32H220V31H219L218 34L216 35V36H217V41H216L217 44H218V43H221L222 39H224V38L227 36V34H228V33H227V34L225 33V35L222 36ZM43 34H44V32H43ZM65 34H66V33H65ZM67 34H68V33H67ZM126 34H125V35H126ZM128 34H129V33H128ZM130 34H131V32H130ZM150 34L152 35V33H150ZM150 34H148V32H147L146 37H147L148 35H150ZM155 34H156V32H155ZM173 34H174V33H173ZM185 34H186V33H185ZM194 34L196 35V33H194ZM204 34H205V33H204ZM204 34H202V35H204ZM206 34H207V31H206ZM249 34H251V33H249ZM41 35H42V34H41ZM51 35L53 36L54 34H51ZM51 35H50V36H51ZM99 35H100V34H99ZM102 35H104V34H102ZM107 35H108V34H107ZM107 35H106V36H107ZM109 35H110V34H109ZM113 35H114V34H113ZM113 35H111V36H113ZM151 35H150V36H151ZM156 35H158V34H156ZM171 35H172V34H171ZM175 35H178V34H175ZM180 35H181V34H180ZM188 35H189V34H188ZM244 35H245V34H244ZM70 36H71V35H70ZM82 36H83V35H81V37H82ZM94 36H95V35H94ZM111 36H110V37H111ZM115 36H116V39L119 38V36H117V35H115ZM121 36H122V35H121ZM121 36H120V37H121ZM137 36H140V35L138 34ZM141 36H143V35H141ZM183 36H185V35H183ZM193 36H194V35H193ZM199 36H200V35H199ZM236 36H237V35H236ZM248 36H249V35H248ZM262 36H263V35H262ZM29 37H31V36H29ZM34 37H35V36H34ZM46 37H47V35H46ZM46 37H45V35H44V39H45ZM53 37H55V36H53ZM56 37H57V36H56ZM58 37H59V36H58ZM58 37H57V38H58ZM60 37H62V35H60ZM63 37H64V36H63ZM67 37H69V36H67ZM67 37H66V38H67ZM126 37H127V36H126ZM158 37H159V36H158ZM165 37H166V36H165ZM167 37H168V36H167ZM173 37H174V35H173ZM176 37H177V36H176ZM176 37H174V38H176ZM179 37H180V36H179ZM229 37H230V35H229ZM243 37H244V36H243ZM243 37H242V38H243ZM254 37H255V36H254ZM254 37H253V38H254ZM257 37H258V36H257ZM259 37H260V36H259ZM39 38H40V37H39ZM49 38H50V37H49ZM96 38H99L98 35H97ZM102 38H103V37H102ZM105 38H106V37H105ZM107 38H108V37H107ZM107 38H106V39H107ZM121 38H123V37H121ZM121 38H120V39H121ZM148 38H149V40H150V37H148ZM154 38H155V37H154ZM161 38L163 39V36H162ZM168 38H169V37H168ZM191 38H192V37H191ZM201 38H202V37H201ZM201 38H200V39H201ZM230 38H232V37H230ZM233 38H234V37H233ZM31 39H32V38H31ZM33 39H34V38H33ZM59 39H60V38H59ZM85 39H86V38H85ZM106 39H104V40H106ZM111 39H112V38H111ZM113 39H114V38H113ZM128 39H129V36H128ZM136 39H137V38H135V41H136ZM138 39H139V38H138ZM146 39H147V38H146ZM170 39H171V37H170ZM170 39H169V40H170ZM182 39H183V38H182ZM189 39H190V37H189ZM202 39H203V38H202ZM245 39H246V38H245ZM29 40H30V39H29ZM38 40H39V39H38ZM40 40H41V39H40ZM51 40H52V39H51ZM62 40H63V39H62ZM101 40H102V39L100 38V41H101ZM123 40H125V37H124ZM133 40H134V39H133ZM141 40H142V39H141ZM143 40H145V39H143ZM143 40H142V41H143ZM160 40H161V39H160ZM193 40H195V39H193ZM41 41H42V40H41ZM45 41H46V40H45ZM45 41H44V42H45ZM49 41H50V39H49ZM49 41H48V43H49ZM55 41H56V40H55ZM82 41H83V39H82ZM82 41H80V42H82ZM94 41L96 42L97 40H94ZM109 41H110V40L108 39V42H109ZM112 41H113V40H112ZM128 41H129V40H128ZM130 41H131V37H130ZM142 41H141V42H142ZM146 41H148V40H146ZM156 41H157V40H156ZM161 41H162V40H161ZM183 41H184V39H183ZM187 41H188V40H187ZM189 41H190V40H189ZM209 41H210V40H209ZM238 41H239V39H238ZM241 41H243V40H241ZM258 41H259V40H258ZM33 42H34V41H33ZM46 42H47V41H46ZM46 42H45V43H46ZM52 42H54V41H52ZM56 42H57V41H56ZM58 42H59V41H58ZM76 42H77V41H76ZM76 42L74 41V43H76ZM80 42H79V43H80ZM87 42H89V41H87ZM87 42L84 41V43H86V44H87ZM90 42L93 43V40L90 41ZM102 42H103V41H102ZM113 42H114V41H113ZM118 42H119V41H118ZM121 42H122V41H121ZM126 42H127V41H126ZM159 42H160V41H159ZM201 42H202V41H201ZM42 43H43V42H42ZM60 43H61V42H60ZM70 43H71V41H70ZM72 43H73V42H72ZM98 43H99V42H98ZM114 43H115V42H114ZM116 43H117V41H116ZM127 43H128V42H127ZM131 43H132V42H131ZM135 43H136V42H134V45H135ZM145 43H146V42H145ZM147 43L150 44L149 41H148ZM157 43H158V41H157ZM164 43H166V42H164ZM169 43H171V42H169ZM185 43H186V42H185ZM225 43H226V42H225ZM240 43H241V42H240ZM27 44H28V43H27ZM36 44H37V43H36ZM39 44H41V43H39ZM43 44H44V43H43ZM50 44H51V46H52V43H50ZM50 44H49V48L51 49ZM56 44H57V43H56ZM56 44L53 45V47L56 46ZM68 44H69V43H68ZM77 44H78V43H77ZM80 44H81V43H80ZM80 44H78V45L80 46ZM94 44H95V43H94ZM103 44H105V43L103 42ZM106 44H107V43H106ZM121 44H122V43H121ZM121 44L119 45V43H118L119 46H121ZM128 44H129V43H128ZM132 44H133V43H132ZM172 44H173V42H172ZM174 44L176 45V43H174ZM195 44H196V43H195ZM212 44H213V42H212ZM228 44H229V43H228ZM231 44H232V42H231ZM22 45H23V44H22ZM58 45H60V44H57V46H58ZM62 45H64V44H62ZM81 45H82V44H81ZM83 45H84V44H83ZM87 45H88V44H87ZM123 45H124V44H123ZM130 45H131V44H130ZM130 45H129V47H130ZM152 45H153V44H152ZM152 45H151V46H152ZM169 45H170V44H169ZM197 45H198V44H197ZM201 45H202V43H201ZM38 46H39V48H41L40 45H38ZM68 46H70V45H68ZM68 46L65 45L66 48H67ZM73 46H74V48H77L75 44H74V45H73V44L71 45V47H73ZM92 46H95V47H96L97 45H92ZM92 46H91V47H92ZM104 46H105V45H104ZM108 46H109V44H108ZM111 46H112V45H111ZM126 46H127V45H126ZM138 46H142V45H141V44H140V45H137V44H136V48H137ZM144 46H145V45H144ZM146 46H147V45H146ZM146 46H145V47H146ZM154 46H155V44H154ZM160 46H161V44H160ZM177 46H178V45H176L175 47H177ZM183 46H184V45H183ZM204 46H205V45H204ZM261 46H262V45H261ZM21 47H22V46H21ZM86 47H87V46H86ZM106 47H107V46H106ZM116 47H118V46H116ZM116 47H115V48H116ZM165 47H166V45H165ZM171 47H172V46H171ZM181 47H182V46H181ZM231 47H232V46H231ZM26 48H27V47H26ZM26 48H25V49H26ZM32 48H33V47H32ZM68 48H69V47H68ZM80 48H81V46H80ZM80 48H79V49H80ZM99 48H100V47H98V49H99ZM101 48H102V47H101ZM104 48H105V47H104ZM110 48H111V47H110ZM115 48H114V49H115ZM123 48H124V47H123ZM131 48H132V47H131ZM131 48H128V49H131ZM148 48H149V47H148ZM153 48H155V47H153ZM167 48H169V47L167 46ZM167 48H166V49H167ZM197 48H198V47H197ZM200 48H201V47H200ZM211 48H212V47H211ZM228 48H229V47H228ZM260 48H261V47H260ZM20 49H21V48H20ZM42 49H43V48H42ZM63 49H65V48H63ZM70 49H71V48H70ZM83 49H85V47H83ZM83 49H81V51H83ZM89 49H90V48H89ZM92 49H93V48H92ZM92 49H91V50H92ZM96 49H97V48H96ZM121 49H122V48H121ZM137 49L139 50V47H138ZM140 49H141V48H140ZM143 49L145 50L146 48H143ZM149 49H150V48H149ZM157 49H158V48H157ZM177 49H178V47H177ZM223 49H224V48H223ZM237 49H238V48H237ZM27 50H28V49H27ZM52 50H53V48H52ZM58 50H59V49H58ZM58 50H56V51H58ZM68 50H69V49H68ZM100 50H101V49H100ZM138 50H137V51H138ZM141 50H142V49H141ZM146 50L148 51V49H146ZM146 50H145V51H146ZM150 50H151V49H150ZM171 50H172V49H171ZM178 50H179V49H178ZM178 50H176V51H178ZM194 50H195V48H194ZM204 50H205V49H204ZM226 50H227V49H226ZM229 50H230V49H229ZM258 50H259V49H258ZM18 51H19V50H18ZM28 51H30V50H28ZM37 51H39V50H37ZM41 51H42V50H41ZM56 51H55V53H56ZM62 51H63V50H62ZM62 51H61V52H62ZM88 51H90V50H88ZM94 51H95V50H94ZM106 51H107V50H106ZM106 51H103V52H106ZM109 51H110V50H109ZM114 51H116V50H114ZM119 51H121V54H122V50H119ZM129 51H132V50H129ZM152 51H154V50H152ZM152 51H151V52H152ZM159 51H160V50H159ZM159 51L156 52V50H155L154 52H155V53H158ZM161 51H162V50H161ZM166 51H167V50H166ZM168 51H169V50H168ZM185 51H186V49H185ZM187 51H188V50H187ZM191 51H192V49H191ZM233 51H234V50H233ZM235 51H236V50H235ZM235 51H234V52H235ZM1 52H2V51H1ZM21 52H22V51H21ZM30 52H32V51H30ZM59 52H60V51H59ZM61 52H60V53H61ZM63 52H64V51H63ZM68 52H69V51H68ZM75 52H76V51H75ZM79 52H80V51H79ZM79 52H78V53H79ZM91 52H92V51H91ZM125 52H126V51H125ZM141 52H143V51H141ZM141 52H139V53H141ZM148 52H149V51H148ZM154 52H152V54H153ZM164 52H165V50H164ZM164 52H162V53H164ZM198 52H199V51H198ZM198 52H197V54H198ZM223 52H225V51H223ZM16 53H17V51H16ZM26 53H27V52H25V54H26ZM32 53L34 54V52H32ZM40 53H41V52H40ZM40 53H39V54H40ZM47 53H48V52H47ZM51 53H52V52H51ZM53 53H54V51H53ZM53 53H52V54H53ZM55 53H54V54H55ZM85 53H86V52H85ZM87 53H88V52H87ZM87 53H86V54H87ZM94 53H95V52H94ZM107 53H108V52H107ZM117 53H118V52H117ZM143 53H145V52H143ZM143 53H142V54H143ZM155 53H154V54H155ZM168 53H169V52H168ZM168 53H166V54H168ZM175 53H177V52H175ZM179 53H180V52H179ZM182 53H184V52H182ZM190 53H191V52H190ZM221 53H222V52H221ZM244 53H246V52H244ZM29 54H31V53H29ZM35 54H36V53H35ZM42 54H43V52H42ZM58 54H59V53H58ZM64 54H66V52H65ZM73 54H74V53H73ZM82 54H84V53H82ZM89 54H90V52H89ZM99 54H100V53H99ZM119 54H120V52H119ZM125 54H126V53H125ZM125 54H123V55H125ZM149 54H150V52H149ZM149 54H148V55H149ZM193 54H194V53H193ZM23 55H24V54H23ZM59 55H60V56H59ZM59 55H58V56L61 57V54H59ZM70 55H71V54H70ZM75 55H77V54H75ZM97 55H98V54H97ZM101 55H102V54H101ZM103 55H104V54H103ZM110 55H111V54H110ZM115 55H116V53H115ZM127 55L129 56V55H130V52H129ZM134 55H135V56H138V55H136V52H135ZM140 55H141V54H140ZM143 55H144V54H143ZM155 55H156V54H155ZM159 55H160V54H159ZM163 55H165V53H164ZM207 55H208V54H207ZM260 55H261V54H260ZM10 56H11V55H10ZM15 56H17V54H16ZM15 56H14V58H16ZM26 56H27V55H26ZM32 56H33V55H32ZM45 56H46V55H45ZM49 56H50V54H49ZM51 56H52V55H51ZM51 56H50V58H51ZM56 56H57V55L55 54V57H56ZM62 56H64V55H62ZM66 56H67V55H66ZM88 56H89V55H88ZM94 56H95V55H94ZM108 56H109V55H108ZM111 56H112V55H111ZM146 56H147V55H146ZM146 56H145V57H146ZM149 56H150V55H149ZM157 56H158V55H157ZM160 56H161V55H160ZM190 56H191V55H190ZM201 56H202V54H201ZM204 56H205V55H204ZM216 56H217V55H216ZM224 56H225V54H224ZM238 56H239V55H238ZM37 57H38V56H37ZM39 57H40V55H39ZM59 57H57V58H59ZM64 57H65V56H64ZM71 57H72V56H70V58H71ZM74 57H76V56H74ZM82 57H84V56L82 55ZM98 57H99V56H98ZM106 57H107V56H106ZM112 57L114 58V56H112ZM119 57H120V55H119ZM121 57H122V56H121ZM124 57H125V56H124ZM131 57H132V56H130L129 58H128V57H126V58H128V60H129V59L131 60ZM141 57H142V56H141ZM154 57H155V56H154ZM154 57H153V58H154ZM165 57L167 58V56H165ZM188 57H189V56H188ZM195 57H196V55H195ZM195 57H194V58H195ZM198 57H199V56H198ZM210 57H211V56H210ZM222 57H223V56H222ZM244 57H245V56H244ZM256 57H257V56H256ZM11 58H12V57H11ZM27 58H28V56H27ZM50 58H49V59H50ZM66 58H67V57H65L64 59H66ZM77 58H78V57H77ZM80 58H81V57H80ZM99 58H100V57H99ZM110 58H111V57H110ZM110 58H109V59H110ZM113 58H111V59H113ZM115 58H117V57H115ZM135 58H136V57H135ZM143 58H144V57H143ZM155 58H156V57H155ZM161 58L163 59V57H161ZM182 58H183V57H182ZM208 58H209V57H208ZM213 58H214V57H213ZM220 58H221V56H220ZM227 58H228V56H227ZM240 58H241V57H240ZM258 58H259V57H258ZM8 59H9V58H8ZM31 59H32V58H31ZM35 59H36V57H35ZM35 59L33 58V61H34ZM42 59H43V58H42ZM42 59H41V60H42ZM54 59H55V58H54ZM84 59H85V58H84ZM91 59H92V58H91ZM91 59H90V60H91ZM96 59H97V58H96ZM102 59H103V58H102ZM137 59H138V58H137ZM139 59L141 60V58H139ZM151 59H152V58H151ZM174 59H176V58H174ZM202 59H203V58H202ZM204 59H205V58H204ZM1 60H2V59H1ZM23 60H24V59H23ZM46 60H48V59H46ZM68 60H69V59H68ZM71 60H73V59H71ZM74 60H75V59H74ZM74 60H73V62H74ZM86 60H88V59H86ZM105 60H106V59H105ZM124 60H125V59H124ZM143 60H144V59H143ZM146 60H147V59H146ZM153 60H154V59H153ZM171 60H172V59H171ZM209 60H211V59H209ZM214 60H215V59H214ZM218 60H220V59H218ZM251 60H252V59H251ZM261 60H262V58H261ZM2 61H4V60H2ZM5 61H6V60H5ZM53 61H54V60H53ZM53 61H51V62H53ZM56 61H57V59H56ZM60 61H61V59H60ZM62 61H64V60H62ZM78 61H79V60H78ZM78 61H77V62H78ZM96 61H97V60H96ZM117 61H118V60H117ZM120 61H121V59H120ZM133 61H134V59L132 60V63H133ZM165 61H167V60H165ZM196 61H198V60H196ZM211 61H212V60H211ZM235 61H236V60H235ZM15 62L18 63V61H15ZM15 62H14V63H15ZM19 62H20V60H19ZM21 62H23V61H21ZM21 62H20V63H21ZM27 62H28V61H27ZM46 62H47V61H46ZM46 62H45L44 64H46ZM48 62H49V61H48ZM57 62H59V61H57ZM66 62H67V61H66ZM69 62H70V61H69ZM85 62H86V61H85ZM104 62H105V61H104ZM106 62H107V61H106ZM114 62H115V61H114ZM125 62H126V60H125ZM135 62H136V61H135ZM148 62H149V61H148ZM154 62H155V61H154ZM156 62H160V59H159V61H156ZM168 62H169V61H168ZM201 62H202V61H201ZM218 62H221V61H218ZM222 62H223V60H222ZM226 62H227V61H226ZM228 62H230V61H228ZM228 62H227V63H228ZM232 62H233V61H232ZM242 62H243V61H242ZM4 63H5V62H4ZM92 63H93V62H92ZM109 63H110V62H109ZM117 63H118V62H117ZM142 63H143V62H142ZM175 63H176V62H175ZM178 63H179V62H178ZM190 63H191V62H190ZM245 63H247V62L245 61ZM255 63H256V62H255ZM263 63H264V62H263ZM7 64H8V63H7ZM9 64H10V63H9ZM40 64H41V63H40ZM49 64L51 65V63H49ZM59 64H60V63H59ZM59 64H58V65H59ZM61 64H62V63H61ZM69 64H70V63H69ZM71 64H72V63H71ZM71 64H70V65H71ZM77 64H78V63H77ZM81 64H82V63H81ZM83 64H84V63H83ZM86 64H87V63H86ZM98 64H99V63H98ZM114 64H116V63H114ZM143 64H144V63H143ZM148 64H149V63H148ZM164 64H165V63H164ZM166 64H167V63H166ZM170 64H171V63H170ZM210 64H211V63H210ZM223 64H224V63H223ZM241 64H243V63H241ZM253 64H254V63H253ZM253 64H252V65H253ZM12 65H13V64H12ZM19 65H20V64H19ZM54 65H55V64H54ZM54 65H53V67H54ZM66 65H67V64H66ZM99 65H100V64H99ZM107 65H109V64L107 63ZM107 65H106V67H107L106 69L108 70V66H107ZM116 65H117V64H116ZM116 65H115V66H116ZM139 65H140V64H139ZM161 65H162V64H161ZM206 65H207V64H206ZM214 65H215V63H214ZM218 65L220 66V64H218ZM243 65H244V64H243ZM1 66H4V65H1ZM6 66H7V65H6ZM55 66H56V67H59L60 65H59V66L55 65ZM63 66H64V65H63ZM73 66H74V64H73ZM75 66H76V65H75ZM103 66H105V64H104ZM120 66H121V64H120ZM127 66H128V65H127ZM153 66H154V65H153ZM170 66H171V65H170ZM172 66H173V65H172ZM181 66H182V65H181ZM200 66H201V65H200ZM224 66H225V65H224ZM239 66H240V65H239ZM241 66H242V65H241ZM246 66H247V65H246ZM17 67H18V66H17ZM21 67H23V65H22ZM27 67H28V66H27ZM29 67H30V66H29ZM53 67L51 66V69H54ZM77 67H79V66H76V68H77ZM88 67H89V66H88ZM112 67H113V66H112ZM122 67H124V65H122ZM150 67H151V66H150ZM173 67H175V66H173ZM173 67H172V68H173ZM185 67H186V66H185ZM202 67H205V66H202ZM215 67H216V66H215ZM215 67H214V68H215ZM35 68H36V66H35ZM37 68H38V67H37ZM45 68L50 69V67H44V70H45ZM60 68L64 69V67H60ZM65 68H66V66H65ZM68 68H69V65H68ZM82 68H83V67H82ZM82 68H81V69H82ZM89 68H91V67H89ZM136 68H137V67H136ZM147 68H148V67H147ZM168 68H169V67H168ZM205 68H206V67H205ZM231 68H232V67H231ZM238 68H239V67H238ZM260 68H261V66H260ZM14 69H15V68H14ZM55 69H56V68H55ZM58 69H59V68H58ZM58 69H57V71H59ZM72 69H73V68H72ZM85 69H86V68H85ZM100 69H101V68H100ZM106 69H105V70H106ZM113 69H114V67H113ZM116 69H117V68H116ZM122 69H123V68H122ZM151 69H152V68H151ZM153 69H154V68H153ZM161 69H162V68H161ZM163 69H164V68H163ZM183 69H184V68H183ZM189 69H190V68H189ZM198 69H199V68H198ZM223 69H225V68H223ZM234 69H235V67H234ZM240 69H241V68H240ZM252 69H253V68H251V70H252ZM21 70H22V69H21ZM26 70H28V69H26ZM41 70H42V69H41ZM44 70H43V71H44ZM60 70H61V69H60ZM66 70H67V69H66ZM78 70H79V68H78ZM88 70H90V69H88ZM97 70H99V69H97ZM105 70L103 71V69H102L103 72H106ZM110 70H112V69H110ZM118 70H119V69H118ZM123 70H125V69H123ZM128 70H129V69H128ZM171 70H172V69H171ZM175 70H176V69H175ZM178 70H179V69H178ZM181 70H182V69H181ZM195 70H196V69H195ZM216 70H217V69H215V71H216ZM226 70H227V69H226ZM229 70H230V69H229ZM253 70H254V69H253ZM258 70H259V68H258ZM18 71H19V70H18ZM24 71H25V70H24ZM30 71H32V69H31ZM34 71H36V70H34ZM46 71H47V70H46ZM46 71H45V72H46ZM69 71L71 72V69H70ZM75 71H76V70H75ZM80 71H81V70H80ZM86 71H87V70H86ZM108 71H109V70H108ZM125 71H127V70H125ZM201 71H202V70H201ZM219 71H220V70H219ZM221 71H222V70H221ZM14 72H15V71H14ZM27 72H28V71H27ZM27 72H26V74H27ZM45 72H44V73H45ZM54 72H55V71H54ZM54 72H53V73H54ZM78 72H79V71H78ZM78 72H77V73H78ZM81 72H82V71H81ZM96 72H97V71H96ZM109 72H110V71H109ZM109 72H108V73H109ZM111 72H113V71H111ZM129 72H130V71H129ZM129 72H127V73H129ZM132 72H133V71H132ZM132 72H131V73H132ZM142 72H143V71H142ZM152 72H153V71H152ZM159 72H160V71H159ZM165 72H167V71H165ZM168 72H169V71H168ZM187 72H188V71H187ZM196 72H197V71H196ZM207 72L209 73V71H207ZM224 72H225V71H224ZM239 72H240V71H239ZM248 72H249V69H248ZM19 73H20V72H19ZM23 73H24V72H23ZM30 73H31V72H30ZM38 73H40V72H38ZM50 73H52V72H50ZM72 73H73V72H72ZM90 73H91V72H90ZM108 73H107V75H108ZM136 73H137V72H136ZM146 73H147V72H146ZM157 73H158V72H157ZM181 73H182V72H180V74H181ZM193 73H194V72H193ZM208 73H207V74H208ZM218 73H219V72H218ZM218 73H216V74H218ZM261 73H262V72H261ZM16 74H17V73H16ZM36 74H37V72H36ZM58 74H60V73H58ZM61 74H64V73L62 72ZM61 74H60V75H61ZM69 74H70V73H69ZM73 74H75V73H73ZM99 74H100V72H99ZM99 74H98V77L101 76L103 73H102L101 75H99ZM111 74H112V73H111ZM123 74H124V72H123ZM143 74H144V73H143ZM148 74H149V73H148ZM165 74H167V73H165ZM201 74H202V73H201ZM237 74H238V73H237ZM28 75H30V74H28ZM28 75H27V76H28ZM55 75H56V74H55ZM64 75H65V74H64ZM66 75H67V74H66ZM75 75H76V74H75ZM85 75H86V74H85ZM93 75H94V74H93ZM96 75H97V74H96ZM104 75H105V74H104ZM154 75H155V74H154ZM175 75L178 76V74H175ZM211 75H212V74H211ZM219 75H220V74H219ZM254 75H255V74H254ZM259 75H260V74H259ZM38 76H41V75L39 74V75H37V77H38ZM44 76H45V74H44ZM44 76H43V77H44ZM52 76H53V75H52ZM52 76H51V77H52ZM57 76H58V75H57ZM87 76H88V75H87ZM90 76H91V75H90ZM90 76H89V77H90ZM111 76H112V75H111ZM120 76H121V74H120ZM155 76H156V75H155ZM157 76H158V75H157ZM163 76H164V75H163ZM169 76H170V75H169ZM190 76H191V75H190ZM193 76H195V75H193ZM200 76H201V75H200ZM223 76H224V75H223ZM48 77H49V76H48ZM69 77H70V76H69ZM69 77H67V79H69ZM71 77H72V76H71ZM71 77H70V79H71ZM83 77H84V75H83ZM105 77H106V76H105ZM128 77H129V76H128ZM132 77H133V76H132ZM142 77H143V76H142ZM144 77H145V76H144ZM150 77H151V76H150ZM171 77H173V76H171ZM245 77H246V76H245ZM26 78H27V77H26ZM55 78L57 79V77H55ZM55 78H54V79H55ZM62 78H63V77H62ZM62 78H61V79H62ZM95 78H96V77H95ZM95 78H93V80H94ZM101 78H102V77H101ZM108 78H109V77H108ZM140 78H141V77H140ZM164 78H165V77H164ZM180 78H182V77H180ZM191 78H192V77H191ZM197 78H198V77H197ZM29 79H30V77H29ZM42 79H43V78H42ZM96 79H97V78H96ZM102 79H103V78H102ZM106 79H107V78H106ZM128 79H130V77H129ZM132 79H133V78H132ZM132 79H131V80H132ZM151 79H152V78H151ZM168 79H170V77H168ZM172 79H173V78H172ZM215 79H216V78L214 77V80H215ZM223 79L226 80V78H223ZM236 79H237V78H236ZM250 79H251V78H250ZM252 79H254V78H252ZM38 80H39V78H38ZM38 80H37V81H38ZM86 80H87V78H86ZM98 80H100V79H98ZM103 80H104V79H103ZM107 80H108V79H107ZM133 80H134V79H133ZM135 80H136V78H135ZM138 80H139V77H138ZM160 80H161V79H160ZM165 80H166V79H165ZM194 80H195V78H194ZM200 80H201V79H200ZM203 80H204V79H203ZM207 80H208V76H207ZM240 80H241V78H240ZM260 80H261V79H260ZM262 80H263V79H262ZM43 81H44V80H43ZM53 81H54V80H53ZM69 81H71V80H69ZM95 81H96V80H95ZM105 81H106V80H105ZM125 81H126V80H125ZM127 81H128V80H127ZM129 81H130V80H129ZM161 81H162V80H161ZM176 81H177V80H176ZM192 81H193V80H192ZM209 81H210V80H209ZM218 81H219V80H218ZM232 81H233V79H232ZM250 81H251V80H250ZM254 81H255V80H254ZM258 81H259V80H258ZM258 81H256V83H257ZM12 82H13V79H12ZM12 82H11V83H12ZM24 82H25V81H24ZM24 82H23V83H24ZM41 82H42V81H41ZM61 82H62V81H61ZM85 82H86V81H85ZM113 82H114V81H113ZM144 82H145V81H144ZM148 82H149V81L147 80V85L149 86ZM170 82H171V80H170ZM180 82H183V81H181V79H180ZM184 82H185V81H184ZM184 82H183V83H184ZM197 82H198V81H197ZM200 82H201V81H200ZM212 82H213V81H212ZM220 82H221V81H220ZM226 82H227V81H226ZM229 82H230V81H229ZM2 83H3V82H2ZM50 83H52V82H50ZM72 83H73V81H72ZM81 83H82V82H81ZM88 83H89V82H88ZM90 83H91V81H90ZM97 83H99V82L96 81L95 84H97ZM100 83H101V82H100ZM103 83H104V82H103ZM105 83L107 84L108 82H105ZM165 83H166V82H165ZM183 83H181V84H183ZM187 83H188V81H187ZM192 83H193V82H192ZM238 83H239V82H238ZM247 83H248V82H247ZM19 84H21V82H20ZM53 84H54V82H53ZM66 84H67V83H66ZM93 84H94V83H92V85H93ZM155 84H156V83H155ZM202 84H203V83H202ZM212 84H213V83H212ZM243 84H244V83H243ZM257 84H258V83H257ZM5 85H6V84H5ZM25 85H26V84H25ZM30 85H31V84H30ZM50 85L52 86V84H50ZM50 85H49V86H50ZM54 85H56V84H54ZM57 85H58V84H57ZM70 85H71V84H70ZM80 85H81V84H80ZM90 85H91V84H90ZM141 85H142V84H141ZM159 85H160V84H159ZM173 85H174V84H173ZM178 85H179V84H178ZM178 85H175V86H178ZM184 85H185V84H184ZM196 85H197V84H196V82H195V86H196ZM204 85L206 86L207 84H204ZM210 85H211V84H210ZM227 85H229V84H227ZM231 85H232V84H231ZM238 85H239V84H238ZM254 85H255V84H254ZM254 85H253V86H254ZM9 86H10V85H9ZM28 86H29V85H28ZM68 86H69V84H68ZM86 86H87V85H86ZM104 86H105V84H104ZM164 86H165V84H164ZM198 86H199V85H198ZM234 86H235V85H234ZM242 86H243V85H242ZM258 86H259V85H258ZM25 87H26V86H25ZM33 87H36V86H33ZM56 87H57V86H56ZM79 87H80V86H79ZM93 87H94V86H93ZM93 87H92V88H93ZM142 87H143V86H142ZM158 87H159V86H158ZM161 87H163V86H161ZM36 88H38V87H36ZM40 88H41V86H40ZM51 88H52V87H51ZM63 88H64V87H63ZM76 88H77V87H76ZM82 88H83V87H82ZM94 88H95V87H94ZM171 88H172V87H171ZM183 88H184V87H183ZM239 88H240V86H239ZM17 89H18V88H17ZM28 89H29V88H28ZM45 89H48V87H46ZM67 89H68V88H67ZM79 89H80V88H79ZM89 89H90V88H89ZM142 89H143V88H142ZM153 89H154V88H153ZM163 89H164V88H163ZM163 89H162V92H163ZM179 89H180V86H179ZM181 89H182V88H181ZM0 90H1V89H0ZM54 90H55V87H54ZM58 90H59V89H58ZM61 90H62V88H61ZM69 90H70V89H69ZM76 90H78V89H76ZM92 90H93V89H92ZM92 90H90V91H92ZM97 90H98V89H97ZM97 90H96V91H97ZM173 90H174V89H173ZM235 90H237V89L235 88ZM242 90H244V89H242ZM14 91H15V90H14ZM38 91H39V90H38ZM81 91H82V90H81ZM81 91H80V92H81ZM86 91H87V90H86ZM181 91H182V90H181ZM18 92H19V91H18ZM30 92H31V91H30ZM33 92H34V91H33ZM47 92H48V91H47ZM53 92H54V91L52 90L51 94H53ZM65 92H66V91H65ZM70 92H71V91H70ZM74 92H75V91H74ZM156 92H157V90H156ZM167 92H168V91H167ZM179 92H180V91H178V93H179ZM241 92H242V91H241ZM12 93H13V92H12ZM22 93H23V92H22ZM84 93H86V92L84 91ZM90 93H91V92H89V94H90ZM30 94H31V93H30ZM36 94H37V93H36ZM38 94H39V93H38ZM41 94H42V93H41ZM55 94H56V93H55ZM58 94H59V93H58ZM61 94H62V93H61ZM79 94L81 95V93H79ZM89 94H88V95H89ZM175 94H176V93H175ZM6 95H7V94H6ZM22 95H24V94H22ZM25 95H26V94H25ZM65 95H66V94H65ZM73 95H74V93H73ZM80 95H79V96H80ZM168 95H169V94H168ZM10 96H11V95H10ZM42 96H43V95H42ZM79 96H77V97L79 98ZM81 96H82V95H81ZM84 96H85V95H83V97H84ZM157 96H158V95H157ZM176 96H177V95H176ZM176 96L174 95V97H176ZM30 97H31V95H30ZM39 97H40V96H39ZM44 97H45V96H44ZM55 97H57V96L55 95ZM74 97H75V96H74ZM83 97H82V98H83ZM179 97H180V96H179ZM181 97H182V96H181ZM5 98H6V97H5ZM5 98H4V100H7V99H8V98H7V99H5ZM37 98H38V97H37ZM58 98H59V97H58ZM63 98H64V97H63ZM82 98H81V99H82ZM162 98H163V97H162ZM166 98H167V97H166ZM14 99H15V98H14ZM33 99H34V98H33ZM40 99H41V98H40ZM47 99H49V98H47ZM47 99H46V100H47ZM65 99H66V97H65ZM86 99H87V97H86ZM164 99H165V98H164ZM176 99H178V98H176ZM176 99H175V100H176ZM24 100H25V99H24ZM50 100H51V99H50ZM167 100L169 101V99H167ZM0 101H1V100H0ZM33 101H34V100H33ZM47 101H48V100H47ZM54 101H55V100H54ZM66 101H67V100H66ZM69 101H70V100H69ZM10 102H11V101H10ZM80 102H82V101H80ZM85 102L87 103V101H85ZM85 102H84V103H85ZM153 102H154V100H153ZM161 102H164V101H161ZM22 103H23V101H22ZM29 103H31V102H29ZM39 103H40V102H39ZM42 103H44V102H42ZM45 103H46V102H45ZM52 103L55 104V102H53V101L51 102V104H52ZM154 103H155V102H154ZM165 103H166V101H165ZM12 104H13V103H12ZM26 104H27V103H26ZM37 104H38V103H37ZM157 104H158V103H157ZM8 105H9V104H8ZM168 105H169V103H168ZM172 105H173V104H172ZM37 106H38V105H37ZM42 106H43V105H42ZM42 106H41V107H42ZM153 106H154V105H153ZM173 106H174V105H173ZM180 106H181V105H180ZM180 106H179V107H180ZM30 107H31V106H30ZM54 107H55V106H53V108H54ZM56 107H57V106H56ZM164 107H165V106H164ZM19 108H20V107H19ZM19 108H18V109H19ZM33 108H34V107H33ZM150 108H151V107H150ZM171 108H172V107H171ZM25 109H26V108H25ZM31 109H32V108H30V110H31ZM151 109H152V108H151ZM177 109H178V107H177ZM159 110H161V109L159 108ZM162 110H163V109H162ZM173 110H174V109H173ZM185 110H186V109H185ZM186 111H187V110H186ZM195 111H196V110H195ZM16 112H17V111H16ZM37 112H38V111H37ZM160 112H161V111H160ZM165 112H166V110H165ZM246 112H247V111H246ZM1 113H2V112H1ZM30 113H31V112H30ZM40 113H41V112H40ZM158 113H159V112H158ZM176 113H177V112H176ZM186 113H187V112H186ZM242 113H243V112H242ZM242 113H241V114H242ZM31 114H32V113H31ZM38 114H39V113H38ZM167 114H169V113H167ZM249 114H250V113H249ZM2 115H4V114H2ZM157 115H158V114H157ZM161 115H162V114H161ZM163 115H164V114H163ZM171 115H172V114H171ZM185 115H186V114H185ZM194 115H195V114H194ZM19 116H20V115H19ZM37 116H38V115H37ZM153 116H154V114H153ZM175 116H176V115H175ZM175 116H174V117H175ZM189 116H190V115H189ZM195 116H196V115H195ZM198 116H199V115H198ZM244 116H245V115H244ZM254 116H255V115H254ZM155 117H157V116H155ZM165 117H166V116H165ZM251 117H252V116H251ZM157 118H159V117H157ZM166 118H167V117H166ZM182 118H185V117H182ZM238 118H239V117H238ZM246 118H247V117H246ZM249 118H250V116H249ZM6 119H7V118H6ZM6 119H5V120H6ZM39 119H40V118H39ZM154 119H155V118H154ZM172 119H174V118H172ZM175 119H176V118H175ZM190 119H191V117H190ZM197 119H198V118H197ZM260 119H261V118H260ZM11 120H12V119H11ZM178 120H179V118H178ZM240 120H241V118H240ZM248 120H249V119H248ZM2 121H3V119H2ZM2 121H1V123H2ZM162 121H163V120H162ZM194 121H195V120H194ZM196 121H197V120H196ZM241 121H242V120H241ZM260 121H261V120H260ZM186 122H187V121H186ZM204 122H205V121H204ZM237 122H238V121H237ZM251 122L253 123V121H251ZM9 123H10V121H9ZM83 123H85V122H83ZM167 123H168V122H167ZM170 123H171V122H170ZM199 123H200V122H199ZM234 123H235V122H234ZM247 123H248V122H247ZM247 123H246V124H247ZM254 123H255V122H254ZM7 124H8V123H7ZM99 124H100V123H99ZM178 124H179V123H178ZM207 124H208V122H207ZM260 124H261V123H260ZM5 125H6V124H5ZM191 125H192V124H191ZM1 126H2V125H1ZM81 126H82V125H81ZM83 126H84V125H83ZM87 126H88V125H87ZM166 126H167V125H166ZM169 126H170V125H169ZM177 126H178V125H177ZM187 126H188V125H187ZM192 126H193V125H192ZM196 126H197V125H196ZM198 126H199V125H198ZM213 126H214V125H213ZM213 126H212V127H213ZM234 126H235V125H234ZM90 127H91V126H90ZM93 127H94V126H93ZM93 127H91V128H93ZM98 127H99V126H98ZM100 127H101V126H100ZM171 127H172V126H171ZM173 127H174V126H173ZM202 127H203V126H202ZM214 127L216 128V126H214ZM245 127H246V126H245ZM14 128H15V127H14ZM238 128H239V127H238ZM248 128H250V127H248ZM99 129H100V128H99ZM109 129H110V128H109ZM166 129H167V128H166ZM185 129H186V128H185ZM189 129H190V128H189ZM197 129H198V128H197ZM203 129H204V128H203ZM209 129H210V128H209ZM228 129H229V128H228ZM243 129H244V128H243ZM167 130H169V129H167ZM171 130L173 131V129H171ZM210 130H211V129H210ZM225 130H226V129H225ZM248 130H249V129H247V131H248ZM107 131H108V130H107ZM175 131H176V130H175ZM181 131H182V130H181ZM186 131H187V130H186ZM189 131H190V130H189ZM202 131H203V130H202ZM205 131H206V129H205ZM217 131H218V130H217ZM28 132H29V131H28ZM183 132H184V131H183ZM231 132H232V131H231ZM84 133H86V132H84ZM105 133H107V132H105ZM116 133H117V132H116ZM165 133H166V132L164 131V134H165ZM167 133H168V132H167ZM169 133H170V132H169ZM188 133H189V132H188ZM199 133H200V132H199ZM205 133H206V132H205ZM227 133H228V131H227ZM241 133H242V132H241ZM111 134H112V133H111ZM177 134H178V133H176L175 135H177ZM179 134H180V133H179ZM233 134H234V132H233ZM235 134H236V133H235ZM243 134H245V133H243ZM82 135H83V134H82ZM84 135H85V134H84ZM84 135H83V136H84ZM199 135H200V134H199ZM216 135H217V134H216ZM216 135H215V136H216ZM168 136H169V135H168ZM168 136H167V137H168ZM172 136H174V135H172ZM182 136H183V135H182ZM190 136H191V135H190ZM193 136H194V135H193ZM196 136H197V135H196ZM204 136H205V135H204ZM209 136H210V135H209ZM218 136H219V135H218ZM221 136H222V135H221ZM225 136H226V135H225ZM237 136H238V135H237ZM76 137H77V136H76ZM105 137H106V136H105ZM169 137H170V136H169ZM207 137H208V136H207ZM213 137H214V136H213ZM249 137H250V136H249ZM249 137H248V138H249ZM86 138H87V137H86ZM174 138H176V137H174ZM205 138H206V136H205ZM236 138H237V137H236ZM77 139H78V138H77ZM83 139H84V138H83ZM207 139H208V138H207ZM207 139H206V140H207ZM216 139H217V138H216ZM226 139L229 140L227 137H226ZM223 140H224V138H223ZM1 141H3V140H1ZM86 141H87V140H86ZM171 141H172V140H171ZM185 141H186V140H185ZM208 141H209V140H208ZM178 142H179V141H178ZM224 142H225V141H224ZM227 142H228V141H227ZM229 142H230V141H229ZM0 143H1V142H0ZM194 143H195V142H194ZM201 143H202V142H201ZM205 143H206V142H205ZM208 143H209V142H208ZM210 143H211V142H210ZM214 143H215V142H214ZM198 145H199V144H198ZM173 146H174V145H173ZM15 147H16V146H15ZM165 147H166V146H165ZM202 147H203V146H202ZM202 147H201V148H202ZM207 147H209V146H207ZM24 148H25V147H24ZM90 148H91V147H90ZM173 148H174V147H173ZM30 149H31V148H30ZM187 149H188V148H187ZM196 149H197V148H196ZM198 149H200V148H198ZM204 149H205V148H204ZM0 150H1V149H0ZM175 150H176V149H175ZM192 150H193V149H192ZM209 150H210V149H209ZM1 151H2V150H1ZM94 151L96 152V149H95ZM111 151H113V149H111ZM24 152H25V151H24ZM90 152H91V151H90ZM109 152H110V151H109ZM168 152H169V151H168ZM186 152H187V151H186ZM186 152H185V153H186ZM188 152H189V151H188ZM199 152H200V151H199ZM5 153H6V152H5ZM22 153H23V152H22ZM110 153H111V152H110ZM110 153H109V154H110ZM112 153H113V152H112ZM169 153H170V152H169ZM171 153H172V152H171ZM189 153H190V152H189ZM196 153H197V152H196ZM2 154H3V153H2ZM32 154H33V153H32ZM96 154H97V153H96ZM207 154H208V153H207ZM207 154H206V155H207ZM7 155H8V154H7ZM7 155H6V156H7ZM21 155H22V154H21ZM38 155H39V157H40V154H38ZM45 155H46V154H45ZM51 155H52V154H51ZM168 155H170V154H168ZM177 155H178V152H177ZM180 155H181V154H180ZM196 155H198V154H196ZM201 155H202V154H201ZM203 155H204V154H203ZM209 155H210V154H209ZM16 156H17V155H16ZM24 156H25V155H24ZM41 156H42V154H41ZM48 156H49V155H48ZM92 156H94V154H92L91 157H92ZM97 156H99V155H97ZM171 156H172V155H171ZM186 156H187V155H186ZM194 156H195V155H194ZM4 157H5V156H4ZM27 157H28V156H27ZM167 157H168V156H167ZM20 158H21V157H20ZM49 158H50V157H49ZM174 158H175V157H174ZM178 158H179V157H178ZM184 158H185V157H184ZM199 158H200V157H199ZM17 159H18V158H17ZM36 159H37V158H36ZM38 159H39V158H38ZM96 159L98 160V158H96ZM96 159H94V157H93V160H96ZM182 159H183V158H182ZM200 159H202V158H200ZM203 159H204V158H203ZM8 160H9V159H8ZM190 160H191V159H190ZM193 160H194V159H193ZM9 161H10V160H9ZM46 161H47V160H46ZM52 161H53V160H52ZM52 161H51V162H52ZM99 161H100V160H99ZM108 161H109V160H108ZM174 161H175V160H174ZM174 161H173V162H174ZM194 161H195V160H194ZM205 161H206V160H205ZM20 162H21V161H20ZM33 162H34V161H33ZM178 162H180V161H178ZM178 162H177V163H178ZM192 162H193V161H192ZM202 162H203V161H202ZM207 162H208V161H207ZM8 163H9V162H8ZM11 163H12V161H11ZM15 163H16V162H15ZM17 163H18V162H17ZM31 163H32V162H31ZM90 163H92V162H90ZM97 163H98V162H97ZM193 163H194V162H193ZM193 163H192V164H193ZM204 163H206V162H204ZM29 164H30V163H29ZM42 164L44 165L45 162H44V163L42 162ZM51 164H52V163H51ZM184 164H185V163H184ZM21 165H22V164H21ZM53 165H54V162H53ZM85 165H87V164L85 163ZM93 165H94V164H93ZM97 165H100V164H97ZM174 165H175V164H174ZM188 165H190V164H188ZM94 166H96V165H94ZM100 166H101V165H100ZM184 166H185V165H184ZM204 166H205V165H204ZM233 166H234V165H233ZM15 167H16V166H15ZM22 167H23V166H22ZM29 167H30V166H29ZM176 167H177V165H176ZM181 167H182V166H181ZM210 167H211V165H210ZM210 167H209V168H210ZM218 167H220V166H218ZM12 168H13V167H12ZM33 168H34V167H33ZM41 168H42V167H41ZM48 168H49V167H48ZM89 168H90V167H89ZM99 168H100V167H99ZM99 168H98V169H99ZM198 168H199V167H198ZM222 168H223V167H222ZM94 169H95V167H94ZM192 169H193V168H192ZM192 169H191V170H192ZM199 169H200V168H199ZM204 169H205V168H204ZM223 169H224V168H223ZM237 169H239V168H237ZM10 170H11V169H10ZM31 170H32V169H31ZM37 170H38V169H37ZM37 170H36V171H37ZM165 170H166V169H165ZM202 170H203V169H202ZM227 170H228V169H227ZM231 170H233V169H231ZM17 171H18V170H17ZM40 171H41V170H40ZM43 171H44V170H43ZM49 171H50V169H49ZM101 171H102V170H101ZM149 171H150V170H149ZM160 171H161V170H160ZM162 171H163V169H162ZM173 171H174V170H173ZM177 171H178V170H177ZM188 171H189V170H188ZM197 171H198V170H197ZM209 171H210V169H209ZM217 171H218V170H217ZM220 171H221V170H220ZM238 171H239V170H238ZM30 172H31V171H30ZM97 172H98V171H97ZM151 172H152V171H151ZM151 172H150V173H151ZM164 172L166 173V171H164ZM203 172H204V171H203ZM211 172H212V171H211ZM245 172H248V171H245ZM249 172H250V171H249ZM11 173H12V172H11ZM36 173H37V172H36ZM41 173H42V172H41ZM43 173H44V172H43ZM81 173H82V171H81ZM83 173H84V171H83ZM98 173H99V172H98ZM100 173H101V172H100ZM205 173H206V171H205ZM207 173H208V172H207ZM19 174H20V173H19ZM39 174H40V173H39ZM44 174H45V173H44ZM58 174H59V173H58ZM95 174H96V173H95ZM197 174H198V172H197ZM224 174H225V173H224ZM241 174H242V172H241ZM151 175H152V174H151ZM151 175L149 174V176H151ZM167 175H169V174H167ZM198 175H199V174H198ZM200 175H201V174H200ZM213 175H214V174H213ZM242 175H243V174H242ZM7 176H8V175H7ZM9 176H11V175H9ZM22 176H23V175H22ZM35 176H36V175H35ZM41 176H43V175H41ZM57 176H58V175H57ZM100 176H101V175H100ZM174 176H175V175H174ZM222 176H223V175H222ZM233 176H234V175H233ZM18 177H19V176H18ZM55 177H56V176H55ZM58 177H59V176H58ZM103 177H104V176H103ZM103 177H102V178H103ZM151 177H152V176H151ZM201 177H202V175H201ZM201 177H200V179H201ZM206 177H208V176H206ZM11 178H12V176H11ZM15 178H16V177H15ZM36 178H37V177H36ZM53 178H54V177H53ZM154 178H155V177H154ZM177 178H179V176H178ZM180 178H181V177H180ZM190 178H191V177H190ZM194 178H195V177H194ZM197 178H199V176H197ZM210 178H212V177H210ZM215 178H216V177H215ZM7 179H8V177H7ZM17 179H18V178H17ZM23 179H24V178H23ZM93 179H94V178H93ZM93 179H91V180H93ZM97 179H98V178H97ZM99 179H100V178H99ZM162 179H163V177H162ZM172 179H173V177H172ZM172 179H171V180H172ZM182 179H183V178H182ZM207 179H208V178H207ZM222 179H223V178H222ZM226 179H227V178H226ZM230 179H231V178H230ZM234 179H235V178H234ZM244 179H245V178H244ZM254 179H255V178H254ZM14 180H15V179H14ZM21 180H22V179H21ZM34 180H35V179H34ZM44 180H46V179H44ZM44 180H43V181H44ZM47 180H48V179H47ZM57 180H58V178H57ZM154 180H156V179H154ZM164 180H165V179H164ZM168 180H169V179H168ZM175 180H176V179H175ZM224 180H225V177H224ZM0 181H1V180H0ZM16 181H17V180H16ZM36 181H37V180H36ZM39 181H40V180H39ZM55 181H56V180H55ZM162 181H163V180H162ZM191 181H192V180H191ZM193 181H194V180H193ZM209 181H210V180H209ZM209 181H207V182H209ZM25 182H26V181H25ZM33 182H34V181H33ZM48 182H49V181H48ZM53 182H54V180H53ZM106 182H107V181H106ZM166 182H167V181H166ZM184 182H185V179H184ZM194 182H195V181H194ZM216 182H217V181H216ZM224 182H225V181H224ZM238 182H239V181H238ZM238 182H237V183H238ZM240 182H242V181H240ZM261 182H262V181H261ZM36 183H38V182H36ZM57 183H58V181H57ZM175 183H176V182H175ZM187 183H188V182H187ZM196 183H197V182H196ZM196 183H195V184H196ZM200 183H203V182L201 181ZM5 184H6V183H5ZM21 184H22V183H21ZM28 184H29V183H28ZM51 184H52V181H51ZM169 184H170V183H169ZM192 184H194V183H192ZM192 184H191L190 187H192ZM217 184H218V183H217ZM217 184H215V185H217ZM233 184H234V182H233ZM238 184H239V183H238ZM251 184H252V183H251ZM26 185H27V184H26ZM30 185H31V184H30ZM43 185H44V184H43ZM46 185H47V184H46ZM54 185H55V183H54ZM187 185H188V184H187ZM199 185H200V184H199ZM220 185H221V184H220ZM220 185H219V186H220ZM222 185H224V184H222ZM241 185H242V183H241ZM260 185H261V184H260ZM4 186H5V185H4ZM92 186H93V184H92ZM96 186H97V185H95V187H96ZM204 186H205V185H204ZM210 186H211V185H210ZM232 186H233V185H232ZM12 187H13V186H12ZM18 187H19V185H18ZM36 187H37V186H36ZM169 187H170V186H169ZM178 187H179V186H178ZM186 187H187V186H186ZM186 187H185V188H186ZM202 187H203V186H202ZM202 187H201V188H202ZM217 187H218V185H217ZM241 187L243 188V186H241ZM8 188H9V187H8ZM16 188H17V186H16ZM175 188H176V187H175ZM185 188H184V190H185ZM187 188H188V187H187ZM203 188H204V187H203ZM213 188H214V187H213ZM221 188H222V187H221ZM249 188H250V187H249ZM252 188H253V187H252ZM13 189H14V188H13ZM35 189H36V188H35ZM47 189H48V188H47ZM53 189H54V188H53ZM55 189H56V188H55ZM100 189H101V188H100ZM102 189H103V188H102ZM181 189H182V187H181ZM20 190H21V189H20ZM24 190H25V189H24ZM24 190H23V191H24ZM94 190H95V189H94ZM157 190L159 191V189H157ZM167 190H168V189H167ZM178 190H179V188H178ZM91 191H92V193H93V190H91ZM160 191H161V190H160ZM165 191H166V189H165ZM191 191H192V190L190 189V192H187V193L189 194V193H191ZM206 191H207V189H206ZM218 191H220V190H218ZM224 191H225V190H224ZM251 191H253V189H252ZM32 192H33V191H32ZM50 192H51V191H50ZM95 192H96V191H94V193H95ZM98 192H99V191H98ZM98 192H97V193H98ZM141 192H142V190H141ZM169 192H170V191H169ZM176 192H177V191H176ZM195 192H196V191H195ZM229 192H230V191H229ZM249 192H250V191H249ZM27 193H28V192H27ZM52 193H53V192H52ZM52 193H51V194H52ZM139 193H140V192H139ZM139 193H138V194H139ZM152 193H153V192H152ZM155 193H156V192H155ZM155 193H154V195H155ZM159 193H160V192H158L157 194H159ZM164 193H165V192H164ZM173 193H174V192H173ZM192 193H193V192H192ZM235 193H236V192H235ZM240 193H241V192H240ZM253 193H254V191H253ZM253 193H252V194H253ZM256 193H257V192H256ZM5 194H6V193H5ZM7 194H9V193H7ZM31 194H32V193H30V195H31ZM35 194H36V193H35ZM102 194H103V193H102ZM104 194H105V193H104ZM140 194H141V193H140ZM143 194L145 195V193H143ZM168 194H169V193H168ZM184 194H185V193H184ZM196 194H197V193H196ZM200 194H201V193H200ZM222 194H223V193H222ZM225 194H226V193H225ZM243 194H245V193H243ZM263 194H264V193H263ZM10 195H12V194H10ZM13 195H15V194H13ZM23 195H24V194H23ZM23 195H22V196H23ZM49 195H50V194H49ZM90 195H92V194L90 193ZM96 195H98V194H96ZM99 195L101 196V194H99ZM99 195H98V196H99ZM106 195H107V194H106ZM152 195H153V194H152ZM160 195H161V194H160ZM164 195H165V194H164ZM177 195H178V194H177ZM214 195H215V194H214ZM214 195H213V196H214ZM237 195H238V194H237ZM47 196H48V195H47ZM47 196H46V197H47ZM92 196H93V195H92ZM92 196H91V197H92ZM94 196H95V195H94ZM104 196H105V195H104ZM111 196H112V195H111ZM113 196H114V198L112 197V198H113V202L115 201L114 199H116V200H117V203H118L119 199H117V196H116V198H115V195H113ZM136 196H137V194H136ZM148 196H149V194H148ZM155 196H156V195H155ZM157 196H158V195H157ZM183 196H185V195H183ZM190 196H191V195H190ZM190 196H189V197H190ZM194 196H195V195H194ZM198 196H199V195H198ZM206 196H207V194H206ZM208 196H210V194H209ZM216 196H217V195H216ZM223 196H224V194H223ZM229 196H230V195H229ZM253 196H254V194H253ZM253 196H251V197H253ZM262 196L264 197V195H262ZM262 196H260V197H262ZM5 197H6V195H5ZM19 197H20V196H19ZM51 197H52V196H51ZM149 197H150V196H149ZM160 197H161V196H160ZM168 197H169V196H168ZM170 197H171V196H170ZM200 197H201V195H200ZM254 197H255V196H254ZM260 197H259V198H260ZM263 197H262V198H263ZM1 198H2V197H1ZM3 198H4V196H3ZM44 198H45V197H44ZM93 198H94V197H93ZM99 198L101 199L102 197H99ZM118 198H120V196H118ZM138 198H140V197H138ZM161 198H162V197H161ZM172 198H173V197H172ZM197 198H198V197H197ZM219 198H221V197H219ZM225 198H226V197H225ZM235 198H236V197H235ZM42 199H43V198H42ZM60 199H61V197H60ZM100 199L98 200L99 202H100ZM104 199H105V197H104ZM104 199H103V200H104ZM108 199H109V198H108ZM174 199H175V198H174ZM176 199H177V198H176ZM184 199H185V198H184ZM189 199H190V198H189ZM189 199H188V200H189ZM194 199H195V198H194ZM198 199H199V198H198ZM203 199H204V198H203ZM203 199H202V200H203ZM227 199H228V198H227ZM250 199H251V198H250ZM6 200H7V199H6ZM12 200H13V199H12ZM46 200H47V199H46ZM49 200H50V199H49ZM56 200H57V199H56ZM65 200H66V198H65ZM68 200H69V198H68ZM77 200H78V199H77ZM106 200H107V199H106ZM110 200H112V199H110ZM163 200H164V199H163ZM165 200H166V199H165ZM171 200H172V199H171ZM179 200H180V198H179ZM185 200H186V199H185ZM200 200H201V199H200ZM206 200L208 201V199H206ZM230 200H231V199H230ZM241 200H242V198H241ZM247 200H248V199H247ZM247 200H246V202H247ZM259 200H260V199H259ZM262 200H263V199H262ZM7 201H8V200H7ZM101 201H102V199H101ZM121 201H122V200H121ZM125 201H126V200H125ZM125 201H124V202H125ZM144 201H145V200H144ZM167 201H168V200H167ZM167 201H166V202H167ZM210 201H212V200L210 199ZM214 201H215V200H214ZM10 202H11V201H10ZM16 202H17V201H16ZM19 202H22V200L19 201ZM62 202H63V201H62ZM103 202H105V201H103ZM107 202H108V201H107ZM109 202H110V201H109ZM113 202H111V203H113ZM134 202H135V201H134ZM140 202H141V201H140ZM170 202H171V201H170ZM177 202H178V201H177ZM196 202H197V201H196ZM215 202H216V201H215ZM244 202H245V201H244ZM254 202H255V201H254ZM254 202H253V204H254ZM258 202H259V201H258ZM48 203H49V201H48ZM51 203H52V202H51ZM54 203H56V202H54ZM71 203H72V202H71ZM77 203H78V201H77ZM92 203H93V202H91V199H90V204H92ZM94 203H95V202H94ZM96 203H97V202H96ZM114 203L116 204V202H114ZM147 203H149V202L146 201V204H147ZM160 203H161V201H160ZM168 203H169V202H168ZM178 203H179V202H178ZM187 203H188V202H187ZM190 203H191V202H190ZM208 203H209V202H208ZM219 203H220V202H219ZM14 204H16V203H14ZM21 204H22V203H21ZM57 204H58V203H57ZM90 204H88V205H90ZM108 204H109V203H108ZM135 204H136V203H135ZM135 204H134V205H135ZM146 204H144V205H146ZM151 204H152V203H151ZM156 204H158V203L156 202ZM182 204H186V203H182ZM211 204H212V203H211ZM220 204H221V203H220ZM238 204H239V203H238ZM257 204H258V203H257ZM96 205H97V204H96ZM113 205H114V204H113ZM144 205H143V206H144ZM148 205H149V204H148ZM153 205H155V204H153ZM158 205H159V204H158ZM160 205H161V204H160ZM164 205H166V204L164 203ZM168 205H169V204H168ZM176 205H177V204H176ZM194 205H196V204H194ZM200 205H201V204H200ZM202 205H203V204H202ZM208 205H209V204H208ZM230 205H231V204H230ZM243 205H244V204H243ZM254 205H255V204H254ZM16 206H17V205H16ZM58 206H59V205H58ZM60 206H61V205H60ZM65 206H66V205H65ZM71 206H72V205H71ZM90 206H91V205H90ZM108 206H109V205H108ZM136 206H137V205H136ZM140 206L142 207V205H140ZM177 206H178V205H177ZM182 206H183V205H182ZM188 206H189V205H188ZM197 206H198V204H197ZM247 206H249V205L247 204ZM247 206H246V207H247ZM251 206H252V205H251ZM251 206H250V208H251ZM261 206H262V205H261ZM19 207H20V206H19ZM19 207H18V209H19ZM21 207H22V206H21ZM68 207H69V206H68ZM76 207H77V206H76ZM110 207L112 208V205H111ZM129 207H130V206H129ZM146 207H147V205H146ZM155 207H156V208H159V207H157V206H155ZM161 207H162V206H161ZM167 207H169V206H167ZM171 207H173V206H171ZM178 207H180V204H179ZM190 207H191V206H190ZM16 208H17V207H16ZM44 208H45V207H44ZM55 208H56V207H55ZM73 208H74V205H73ZM73 208H72V209H73ZM88 208H89V207H88ZM93 208H94V207H93ZM93 208H92V209H93ZM95 208L98 209L97 207H95ZM130 208H131V209L133 208L132 205H131ZM139 208H140V207H139ZM149 208H150V207H149ZM156 208H155V209H156ZM169 208H170V207H169ZM169 208H168V209H169ZM193 208H194V207H193ZM197 208H198V207H197ZM204 208H205V207H204ZM208 208H209V206H208ZM212 208H213V207H212ZM212 208H211V209H212ZM217 208H218V207H217ZM224 208H225V207H224ZM232 208H233V206H232ZM22 209H24V208H22ZM45 209H46V208H45ZM58 209H59V208H58ZM67 209H68V208H67ZM72 209H71V211H72ZM82 209H83V208H82ZM107 209H108V207H107ZM112 209H113V208H112ZM114 209H115V208H114ZM118 209H119V208H118ZM135 209H136V208H135ZM140 209L143 210V208H140ZM140 209H139V210H140ZM172 209H173V208H172ZM182 209H183V208H182ZM187 209H189V208H187ZM202 209H203V208H202ZM230 209H231V208H230ZM240 209H241V208H240ZM252 209H253V208H252ZM55 210H57V208H56ZM75 210H76V209H75ZM136 210H137V209H136ZM136 210H135V211H136ZM147 210H148L147 212H149L151 209H150V210L147 209ZM158 210H159V209H158ZM163 210L165 211V210H167V209H166V208H165V209L163 208ZM177 210H179V209H177ZM184 210H185V208H184ZM223 210H224V209H223ZM238 210H239V209H238ZM257 210H258V209H257ZM257 210H256V211H257ZM30 211H32V210H30ZM37 211H38V210H37ZM58 211H59V210H58ZM71 211H70V212H71ZM85 211H87V209H86ZM92 211H93V210H92ZM137 211H138V210H137ZM179 211H181V210H179ZM186 211H187V210H186ZM189 211H190V210H189ZM204 211H205V210H204ZM242 211H243V209H242ZM249 211H250V210H249ZM256 211H255V212H256ZM42 212H43V211H42ZM89 212H90V211H89ZM138 212H139V211H138ZM138 212H137V213H138ZM140 212H141V211H140ZM158 212H159V211H158ZM177 212H178V211H177ZM177 212H176V214H177ZM181 212H182V211H181ZM190 212H191V211H190ZM206 212H207V211H206ZM244 212H245V209H244ZM9 213H10V212H9ZM80 213H81V211H80ZM80 213H78V214L80 215ZM137 213H136V214H137ZM160 213H161V212H160ZM169 213H170V212H168L167 214H169ZM174 213H175V212H174ZM178 213H179V212H178ZM183 213H184V211H183ZM192 213H193V212H192ZM194 213H195V212H194ZM194 213H193V214H194ZM234 213H235V211H234ZM241 213H242V212H241ZM16 214H17V213H16ZM46 214H48V212H47ZM83 214H84V212H83ZM139 214H140V213H139ZM151 214H153V212H151ZM176 214H175V215H176ZM198 214H199V212H198ZM219 214H221V213H219ZM228 214H229V212H228ZM251 214H252V213H251ZM254 214H255V213H254ZM257 214H258V213H257ZM262 214H263V212H262ZM3 215H4V214H3ZM65 215H66V214H65ZM86 215H87V214H86ZM86 215H83V216H86ZM92 215H93V214H92ZM134 215H135V213H134ZM148 215H149V214H148ZM154 215H155V214H154ZM158 215H159V214H158ZM163 215H164V213H163ZM178 215H179V217H180V214H178ZM182 215H184V214H182ZM195 215H196V214H195ZM200 215H201V214H200ZM204 215H205V212H204L203 216H204ZM217 215H218V214H217ZM224 215H225V214H224ZM242 215H243V213H242ZM8 216H9V215H8ZM34 216H35V215H34ZM44 216H45V215H44ZM59 216H60V215H59ZM75 216H77V215H75ZM98 216H99V215H98ZM108 216H109V215H108ZM108 216H107V218H108ZM129 216H130V215H129ZM131 216H133V215H131ZM149 216L151 217V215H149ZM166 216H167V215H166ZM176 216H177V215H176ZM184 216H185V215H184ZM260 216H261V214H260ZM1 217H2V215H1ZM3 217H4V216H3ZM17 217H18V215H17ZM67 217H68V216H67ZM72 217H73V215H72ZM87 217H88V216H87ZM92 217H93V216H92ZM92 217H91V218H92ZM96 217H97V216H96ZM96 217L94 216V218H96ZM99 217H100V216H99ZM105 217H106V215H105ZM147 217H148V216H147ZM160 217H162V216H160ZM179 217H178V218H179ZM188 217H190V216H188ZM204 217H205V216H204ZM214 217H215V216H214ZM223 217H224V216H223ZM263 217H264V216H263ZM6 218H7V217H6ZM9 218H11V217H9ZM24 218H26V216H25ZM57 218H59V217H57ZM78 218H79V217H78ZM78 218H77V219H78ZM81 218H82V217H81ZM84 218H85V217H84ZM141 218H142V217H141ZM151 218H152V217H151ZM154 218H155V216H154ZM157 218H158V217H157ZM194 218H196V217H194ZM219 218H220V217H219ZM238 218H239V217H238ZM243 218H244V217H242V219H243ZM253 218H254V217H253ZM259 218H260V217H259ZM27 219H28V218H27ZM54 219H55V218H54ZM88 219H89V217H88ZM97 219H98V217H97ZM149 219H150V218H149ZM158 219H159V218H158ZM158 219H157V220H158ZM161 219H162V218H161ZM164 219H165V218H164ZM170 219H173V218H170ZM185 219H186V218H185ZM202 219H203V218H202ZM210 219H211V218H210ZM257 219H258V218H257ZM2 220L4 221V219H2ZM91 220H92V219H91ZM91 220H89V222H91ZM94 220H95V219H94ZM101 220H102V218H101ZM104 220H105V219H104ZM107 220H108V219H107ZM110 220H111V218H110ZM154 220H155V219H154ZM176 220H177V218H176ZM235 220H236V219H235ZM239 220H240V219H239ZM262 220H263V219H262ZM13 221H14V220H13ZM69 221H70V220H69ZM98 221H99V220H98ZM102 221H103V220H102ZM151 221H153V219H152ZM151 221H150V223H151ZM159 221H160V219H159ZM162 221H164V220H162ZM172 221H174V220H172ZM172 221H171V222H172ZM183 221H184V220H183ZM193 221H194V220H193ZM200 221H202V220H200ZM210 221H211V220H210ZM212 221H213V220H212ZM216 221H217V220H216ZM236 221H237V220H236ZM243 221H245V220L243 219ZM10 222H11V221H10ZM108 222H110V221H108ZM146 222H148V221H146ZM146 222H145V223H146ZM154 222H155V221H154ZM154 222H153V223H154ZM166 222H167V221H166ZM174 222H175V221H174ZM180 222H182V220H180ZM197 222H198V221H197ZM204 222H205V220H204ZM241 222H242V221H241ZM259 222H262V221H259ZM263 222H264V221H263ZM6 223H8V221H7ZM75 223H76V222H75ZM104 223H105V222H104ZM123 223H124V225H125V223H127V222H125V220H124ZM143 223H144V222H143ZM189 223H190V220H189ZM242 223L244 224V222H242ZM255 223H256V222H255ZM4 224H5V223H4ZM20 224H21V223H20ZM22 224H23V223H22ZM58 224H59V223H58ZM68 224H69V223H68ZM79 224H80V223H79ZM81 224H82V223H81ZM131 224H132V223H131ZM131 224H129V221H128V225L130 226ZM148 224H149V223H148ZM155 224H156V222H155ZM155 224H153V226H154ZM157 224H158V223H157ZM160 224H161V222H160ZM193 224H194V223H193ZM193 224H192V225H193ZM199 224H200V223H199ZM211 224H212V223H211ZM256 224H260V223H256ZM263 224H264V223H263ZM25 225H26V224H25ZM95 225H96V224H95ZM132 225H133V224H132ZM145 225H147V223H146ZM164 225H165V224H164ZM168 225H169V223H168ZM187 225H188V223H187ZM0 226H1V224H0ZM31 226H32V225H31ZM83 226H84V225H83ZM103 226H104V225H103ZM103 226H102V227H103ZM106 226H107V225H106ZM110 226H111V222H110ZM141 226H142V225H141ZM157 226H158V225H157ZM165 226H167V223H166ZM181 226H182V225H181ZM13 227H14V225H13ZM80 227H81V225H80ZM91 227H92V225H91ZM107 227H108V226H107ZM124 227H125V226H124ZM124 227H120V228H123V229H124ZM133 227H134V226H133ZM144 227H145V226H144ZM148 227H149V226H148ZM155 227H156V226H155ZM168 227L170 228V226H168ZM188 227H189V226H188ZM196 227H197V226H196ZM210 227H211V226H210ZM213 227H214V226H213ZM258 227H259V226H258ZM14 228H15V227H14ZM21 228H22V227H21ZM23 228H24V227H23ZM57 228H58V227H57ZM70 228H71V226H70ZM89 228H90V226H89ZM111 228H112V227H111ZM115 228H116V227H115ZM120 228H119V229H120ZM126 228H127V227H126ZM150 228H151V225H150ZM156 228H157V227H156ZM159 228H160V227H159ZM162 228H163V227H162ZM191 228H192V227H191ZM215 228H216V227H215ZM262 228H263V227H262ZM18 229H19V228H18ZM41 229H42V228H41ZM59 229H60V228H59ZM77 229H78V228H77ZM83 229H84V227H83ZM90 229H91V228H90ZM119 229H118V230H119ZM127 229H128V228H127ZM145 229H147V227H146ZM157 229H158V228H157ZM160 229H161V228H160ZM164 229H165V227H164ZM185 229H186V224H185ZM254 229H255V228H254ZM256 229H257V228H256ZM260 229H261V228H260ZM1 230H2V227H1ZM5 230H6V229H5ZM63 230H64V229H63ZM87 230H88V229H87ZM103 230H104V228H103ZM105 230H106V229H105ZM116 230H117V229H115V231H116ZM128 230H130V229H128ZM141 230L144 231V229H141ZM152 230H155V229H152ZM189 230H190V228H189ZM207 230H208V229H207ZM250 230H251V229H250ZM261 230H262V229H261ZM18 231H19V230H18ZM26 231H27V230H26ZM37 231H38V229H37ZM37 231H35V232H37ZM44 231H45V230H44ZM55 231H56V230H55ZM57 231H58V230H57ZM61 231H62V230H61ZM115 231H114V232H115ZM121 231H122V230H121ZM149 231H150V230H149ZM162 231H163V230H162ZM165 231H166V230H165ZM192 231H193V230H192ZM194 231H195V230H194ZM198 231H199V230H198ZM200 231H201V228H200ZM253 231H254V230H253ZM255 231H256V230H255ZM0 232H2V231H0ZM41 232H42V231H41ZM48 232H49V231H48ZM50 232H52V231H50ZM53 232H54V231H53ZM75 232H76V231H75ZM82 232H83V231H82ZM90 232H91V231H90ZM167 232H168V228H167ZM167 232H166V233H167ZM172 232H174V231H172ZM205 232H206V231H205ZM210 232H211V231H210ZM210 232H209V233H210ZM28 233H29V232H28ZM63 233H64V232H63ZM67 233H68V231H67ZM77 233H78V232H77ZM86 233H87V232H86ZM86 233H85V234H86ZM116 233L121 234L120 231H119V232H116ZM157 233H158V232H157ZM199 233H200V232H199ZM249 233H251V232H249ZM261 233H262V232H261ZM18 234H19V233H18ZM57 234H58V233H57ZM64 234H65V233H64ZM82 234H84V233H82ZM88 234H89V233H88ZM90 234H91V233H90ZM99 234H101V233H99ZM112 234H113V233H112ZM119 234H118V235H119ZM158 234H159V233H158ZM252 234H253V233H252ZM252 234H251V235H252ZM255 234H256V233H255ZM25 235H26V234H25ZM41 235H42V233H41ZM43 235H44V233H43ZM72 235H73V234H72ZM91 235H93V233H92ZM103 235H104V234H103ZM105 235H106V234H105ZM107 235H108V234H107ZM116 235H117V234H116ZM167 235H168V234H167ZM174 235H175V234H174ZM174 235H173V237H174ZM261 235H262V234H261ZM263 235H264V234H263ZM18 236H19V235H18ZM29 236H30V235H29ZM31 236H33V235H31ZM54 236H56V235H54ZM99 236H100V235H99ZM121 236H122V234H121ZM203 236H204V235H203ZM208 236H209V235H208ZM257 236H259V235H257ZM257 236H256V237H257ZM5 237H6V236H5ZM59 237H60V236H59ZM61 237H62V235H61ZM64 237H65V236H64ZM64 237H63V238H64ZM74 237H75V236H74ZM77 237H78V236H77ZM79 237H80V236H79ZM86 237H88V236H86ZM92 237H93V236H92ZM101 237H102V236H101ZM103 237H104V236H103ZM111 237H112V235H111ZM113 237H114V235H113ZM119 237H120V235H119ZM119 237H118V238H119ZM192 237H193V236H192ZM205 237H207V236H205ZM209 237H210V236H209ZM262 237H263V236H262ZM24 238H25V237H24ZM33 238H34V237H33ZM44 238H45V237H44ZM47 238H48V237H47ZM49 238H50V237H49ZM56 238H57V237H56ZM66 238H67V237H66ZM69 238H70V237H69ZM80 238H81V237H80ZM82 238H83V237H82ZM82 238H81V239H82ZM199 238H201V237H199ZM7 239H8V238H7ZM14 239H15V237H14ZM17 239H18V238H17ZM27 239H28V238H27ZM58 239H59V238H58ZM81 239H80V241H81ZM90 239H91V238H90ZM115 239H116V237H115ZM171 239H172V237H171ZM193 239H194V238H193ZM196 239H198V238L196 237ZM208 239H209V238H208ZM208 239H207V240H208ZM3 240H4V239H3ZM45 240H46V239H45ZM60 240H61V239H60ZM68 240H69V239H68ZM72 240H73V239H72ZM92 240H93V239H92ZM105 240H107V239L105 238ZM116 240H117V239H116ZM169 240H170V239H168V241H169ZM177 240H178V239H177ZM177 240H176V241H177ZM10 241H11V240H10ZM15 241H16V240H15ZM30 241H31V240H30ZM41 241H42V240H41ZM56 241H57V240H56ZM63 241H64V240H63ZM76 241H77V240H76ZM76 241H74V242H76ZM87 241H89V240H87ZM103 241H104V240H103ZM162 241H163V240H162ZM166 241H167V240H166ZM12 242H13V241H12ZM16 242H17V241H16ZM18 242H19V241H18ZM43 242H44V241H43ZM77 242H78V241H77ZM173 242H174V241H173ZM189 242H190V241H189ZM204 242H205V241H204ZM204 242H203V243H204ZM2 243H3V242H2ZM62 243H63V242H62ZM64 243H65V242H64ZM64 243H63V245H64ZM72 243H73V242H72ZM78 243H79V242H78ZM81 243H82V242H81ZM84 243L86 244L85 241H84ZM103 243H104V242H103ZM164 243H165V242H164ZM164 243H163V244H164ZM181 243H182V242H181ZM181 243H180V244H181ZM185 243H186V242H185ZM185 243H183V245H185ZM195 243H196V242H195ZM195 243H192V244H195ZM206 243H207V242H206ZM211 243H212V242H211ZM232 243H233V242H232ZM239 243H240V242H239ZM6 244H7V243H6ZM32 244H33V243H32ZM38 244H39V243H38ZM58 244L60 245V243H58ZM171 244H172V242H171ZM209 244H210V243H208V245H209ZM214 244H215V243H214ZM241 244H242V243H241ZM9 245H11V244H9ZM19 245H20V244H19ZM19 245H18V246H19ZM24 245H25V244H24ZM30 245H31V244H30ZM33 245H34V244H33ZM35 245H36V244H35ZM61 245H62V244H61ZM71 245H72V244H71ZM89 245H90V243H89ZM105 245H106V244H105ZM183 245H182V246H183ZM199 245H200V244H199ZM206 245H207V244H206ZM206 245H204V246H206ZM218 245H219V244H218ZM224 245H225V244H224ZM230 245H232V244H230ZM237 245H238V244H237ZM38 246H39V245H38ZM68 246H69V245H68ZM102 246H103V244H102ZM165 246H166V245H165ZM168 246H169V245H168ZM178 246H179V245H178ZM180 246H181V245H180ZM190 246H191V245H190ZM197 246H198V245H197ZM197 246H196V247H197ZM212 246H213V245H212ZM216 246H217V245H216ZM226 246H227V245H226ZM233 246H234V245H233ZM21 247H22V246H21ZM30 247H31V246H30ZM84 247H85V246H84ZM87 247H88V246H87ZM117 247H119V246L117 245ZM117 247H116V248H117ZM122 247H123V246H122ZM172 247H173V245H172ZM175 247H176V246H175ZM183 247H184V246H183ZM186 247H187V246H186ZM192 247H194V246H192ZM207 247H210V246H207ZM214 247H215V246H214ZM223 247H225V246H223ZM223 247H222V249H224ZM245 247L247 248L246 245H245ZM248 247H249V246H248ZM254 247H255V246H254ZM1 248H2V247H1ZM34 248H35V247H34ZM59 248H60V247H59ZM78 248H79V247H78ZM93 248H94V247H93ZM103 248H106V247H103ZM179 248H180V247H179ZM187 248L189 249V247H187ZM199 248H200V247H199ZM202 248H205V247H202ZM233 248H234V247H232V249H233ZM241 248L243 249L244 247H241ZM257 248H258V247H257ZM262 248H263V247H262ZM3 249H4V248H3ZM63 249H64V248H63ZM63 249H62V250H63ZM72 249H73V248H72ZM97 249H99V248H97ZM110 249H111V248H110ZM110 249H108V250H110ZM172 249H173V248H172ZM177 249H178V248H176V250H177ZM180 249H181V248H180ZM192 249H193V248H192ZM192 249H191V250H192ZM217 249H219V248H217ZM236 249H237V248H236ZM236 249H234V250H236ZM238 249H239V248H238ZM254 249H256V248H254ZM23 250H24V249H23ZM38 250H39V249H38ZM86 250H87V249H86ZM106 250H107V248H106ZM116 250H117V249H116ZM186 250H187V249H186ZM207 250H208V249H207ZM212 250H213V247H212ZM249 250H250V249H249ZM249 250H248V253H249ZM256 250H257V249H256ZM69 251H70V250H69ZM77 251L79 252V250H77ZM81 251H82V250H81ZM103 251H104V250H103ZM113 251H114V250H113ZM113 251H112V252H113ZM182 251H183V250H182ZM192 251H193V250H192ZM192 251H191V252H192ZM201 251H202V250H201ZM217 251H218V250H217ZM220 251H222V250H220ZM225 251H226V250H225ZM228 251H229V250H228ZM228 251H227V252H228ZM232 251H233V250H232ZM245 251H247V249H246ZM25 252H26V251H25ZM29 252H30V251H29ZM32 252H33V250H32ZM40 252H41V251H40ZM71 252H72V251H71ZM104 252H105V251H104ZM107 252H108V251H107ZM117 252H119V251H117ZM193 252H194V251H193ZM208 252H209V251H208ZM213 252H214V251H213ZM254 252H255V251H254ZM256 252H258V251H256ZM38 253H39V252H38ZM80 253H82V252H80ZM86 253H87V252H86ZM88 253H89V252H88ZM96 253H97V252H96ZM110 253H111V252H109V254H110ZM194 253H195V252H194ZM203 253H204V251H203ZM217 253H218V252H217ZM225 253H226V252H225ZM235 253H236V251H235ZM237 253H238V251H237ZM243 253H244V252H243ZM243 253H241V254H243ZM246 253H247V252H246ZM250 253H251V252H250ZM2 254H3V253H2ZM32 254H33V253H32ZM34 254H36V253H34ZM40 254H41V253H40ZM60 254H61V253H60ZM71 254H72V253H71ZM71 254H70V255H71ZM99 254H100V251H99ZM107 254H108V253H107ZM177 254H180V253H179V250H178ZM181 254H182V253H181ZM184 254H185V253H184ZM197 254L199 255V253H197ZM206 254H208V253H206ZM215 254H216V253H215ZM238 254H239V253H238ZM259 254H260V253H259ZM8 255H9V253H8ZM20 255H21V254H20ZM28 255H29V254H28ZM62 255H63V254H62ZM65 255H66V254H65ZM112 255H113V254H112ZM187 255H188V254H187ZM200 255H201V254H200ZM210 255H211V254H210ZM222 255H223V254H222ZM225 255H226V254H225ZM228 255H231V254H228ZM249 255L251 256V254H249ZM252 255H253V254H252ZM254 255H255V253H254ZM25 256H26V255H25ZM29 256H30V255H29ZM63 256H64V255H63ZM75 256H77V255H75ZM84 256H85V255H84ZM170 256H171V255H170ZM172 256H173V255H172ZM185 256H186V255H185ZM202 256H203V255H202ZM213 256H214V255H213ZM213 256H211V257H213ZM232 256H233V255H232ZM246 256H247V255H246ZM20 257H21V256H20ZM32 257H33V255H32ZM34 257H35V255H34ZM46 257H47V256H46ZM105 257H106V256H105ZM105 257L103 256V258H105ZM167 257H169V256H167ZM167 257H165V259L162 261L163 264H175V263L183 264L182 261H173L172 259H168ZM175 257H176V255H175ZM178 257H179V256H178ZM181 257H182V256H181ZM187 257H189V256H187ZM205 257L207 258V256H205ZM216 257H217V256H216ZM216 257H215L214 260L218 259V258H216ZM221 257H222V256H221ZM226 257H227V256H226ZM226 257H225V258H226ZM1 258H2V257H1ZM4 258H5V257H4ZM7 258H9V257H7ZM14 258H15V257H14ZM21 258H22V257H21ZM23 258H24V256H23ZM85 258H86V257H85ZM89 258H90V257H89ZM115 258H116V257H115ZM161 258H162V257H161ZM161 258H160V259H161ZM195 258H196V257H195ZM233 258H234V257H233ZM245 258H247V257H245ZM248 258H249V257H248ZM41 259H43V258H41ZM94 259H95V258H94ZM96 259H97V258H96ZM107 259H108V258H107ZM107 259H106V260H107ZM150 259H151V257H150L149 259H147V260H150ZM160 259H159V260H160ZM176 259H177V258H176ZM183 259H184V258H183ZM183 259H182V260H183ZM192 259H194V258L189 257L188 261L186 260V261L188 262V264H194V263H192ZM198 259H199V258H198ZM201 259H202V258H201ZM211 259H212V258H211ZM219 259H221V258L219 257ZM240 259H241V258H240ZM242 259H243V258H242ZM252 259H253V258H252ZM16 260H17V259H16ZM29 260H30V259H29ZM35 260H36V259H35ZM43 260H44V259H43ZM64 260H66V259H64ZM78 260H79V259H78ZM78 260H77V261H78ZM80 260H81V259H80ZM86 260H87V259H86ZM92 260H93V259H92ZM98 260H99V259H98ZM110 260H111V259H110ZM133 260H134V259H133ZM184 260H185V259H184ZM205 260H206V259H205ZM205 260H204V261H205ZM223 260H224V257H223ZM255 260H257V259H255ZM263 260H264V259H263ZM27 261H28V260H27ZM47 261H48V260H47ZM99 261H100V260H99ZM99 261H98V262H99ZM102 261H105V260H102ZM107 261H108V260H107ZM119 261H120V260H119ZM119 261H118V262H119ZM122 261H123V260H122ZM140 261H141V260H140ZM154 261H155V260H154ZM157 261H158V260H157ZM194 261H196V260H194ZM198 261H200V260H198ZM218 261H219V260H218ZM224 261H225V260H224ZM232 261H233V260H232ZM261 261H262V260H261ZM5 262H6V261H5ZM7 262H8V259H7ZM96 262H97V261H96ZM131 262H132V261H131ZM142 262H143V261H142ZM151 262H153V261H151ZM159 262H161V261H159ZM201 262H202V261H201ZM206 262H207V261H206ZM214 262H215V261H214ZM216 262H217V261H216ZM259 262H260V261H259ZM85 263H86V262H85ZM88 263H89V262H88ZM88 263H87V264H88ZM113 263L115 264V261H114ZM124 263H125V262H124ZM148 263H149V262H148ZM184 263H185V261H184ZM203 263H204V262H203ZM224 263H225V262H224ZM234 263H235V262H233V263H231V264H234ZM1 264H2V263H1ZM4 264H5V263H4ZM16 264H17V263H16ZM27 264H28V263H27ZM40 264H42V263H40ZM60 264H61V263H60ZM91 264H92V263H91ZM97 264H98V263H97ZM111 264H112V263H111ZM132 264H133V263H132ZM138 264H140V262H139ZM145 264H147V263H145ZM152 264H153V263H152ZM157 264H158V263H157ZM207 264H208V263H207ZM211 264H213V263H211ZM222 264H223V261H222ZM225 264H226V263H225ZM238 264H239V262H238ZM242 264H249V262H246V263H243V262H242ZM252 264H254V263L252 262ZM260 264H264V262H260Z\"/></svg>",
	"mask_w": 264,
	"mask_h": 264
}]
</instances>
